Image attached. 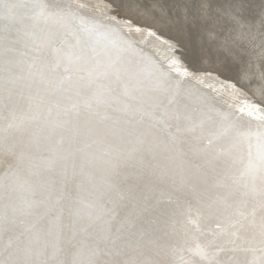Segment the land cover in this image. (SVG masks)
<instances>
[{
	"label": "rangeland",
	"instance_id": "1",
	"mask_svg": "<svg viewBox=\"0 0 264 264\" xmlns=\"http://www.w3.org/2000/svg\"><path fill=\"white\" fill-rule=\"evenodd\" d=\"M0 6H1L0 7V41L3 40L5 42L7 39V41L9 42V45H10V51L7 52L5 49V46H3V45L1 46V44H0V84H1V79H2L1 76L3 75V70H6L5 75H4V80H3L4 83H3V85H0V88H1L0 93L2 92L0 94L2 96V97L0 96V98H1L0 99V105H1L0 106V114H1L0 115V152H1L0 153V170H1L0 171V174H1L0 175V183L1 184L0 185H2L4 183L2 185L3 187L0 186L1 187L0 188V196H1L0 200H1V202L5 203V209L8 208L6 210L8 216L6 215V218L4 217V219L1 218L0 222L4 223V221H5V222H8V223H11L14 225H19L20 223L22 224V222H23L22 225L26 226V227H24L23 233L17 232L18 231L17 229H20V227L16 228L17 231L15 230V232L18 233V235L16 233L11 234L10 229H7L6 232L5 231L0 232V241H1L0 243L2 244L4 242L2 245H7L8 242L10 241V239L12 240L9 242L8 247L5 246L6 250L3 249L2 252H0L1 264H6L7 262H8L7 264H19V263L20 264L21 263H23V264H49L48 261L39 260L40 258H38V257L33 256V257H30V259H29V257L25 256V253L27 252V249H28L27 246L30 243V240L28 238L25 239V237H27L25 235L30 233V229H28V225L31 224V221H32V224L33 223H35V224L40 223L39 224L40 228H42L41 226H43V224H46V226L45 225L43 226L45 228H42L41 230H40V228H38L39 226H37V228H38L37 230H39L40 233L42 231L45 235L49 234L46 237L47 238L50 237L49 238L50 241L54 240L55 243L59 242V243L63 244L64 247L61 245L62 247L60 248L61 250L59 251V256L57 257L59 264H69L68 262H66V261H68L67 258L69 256V253L71 252V250L76 246V244L77 245L78 244L84 245V243H85L86 246L91 245V249H93L92 248L93 244L96 243V241H99L97 239L98 235L96 233L97 227H98V224H97L98 222L93 223L94 221H91L92 224H91V222H88V223H90V225H89L88 223L86 224V222L80 223V222H77L74 220L71 221L70 218H68V216H67V212L70 213L72 211V213H75L76 216L83 217V215L86 212L87 213L90 212L91 209L93 211H95V209H96L95 206H92L93 202L91 203V200L89 198L90 195L87 193H86L87 194L86 195V194L80 192L77 185L73 186L77 182V180L80 178L79 176H81V172L82 173L86 172V166L81 165L80 160L82 159V156H83L82 152H85L86 148L92 144L91 142L81 140V138L79 139V137H81V135H82V138H83V136L86 133H90V132H92L94 135L96 134L95 136L98 140H95L96 143H95V141H94V143L96 144V148L98 150L101 149L102 145L104 144L103 141L107 140L110 137V134H112V133L115 134V144L117 143V139H118L117 134H119V135L122 134L121 136H124L123 137L124 141H126L125 139L128 140V139H132L135 136L141 135L143 138V141H142L143 147L146 146L150 142L149 140H151V139L155 138V139L161 140V138H163L161 141H163L164 143L168 141L167 144L166 143L165 144L167 146H170V148L171 147L173 148V152H176V155L179 156L178 158H179L180 163H182L181 164V172L178 174V176H177V174L172 176V175L167 174L166 171L165 172L162 171V174L160 175L159 172L156 173L155 170L151 169V168H153V164L156 161V159L162 157L160 155V153H158V152L156 153V155L154 154L155 156L148 157V159L146 160L147 163L146 164L144 163L145 166H143V165L140 166L139 164H137L136 162L131 161V160H129V162H126V163L124 161L125 165L123 164V166H121L122 169L119 172H116V174H115V177H117L116 179H117L118 183H119V181L124 183L123 192L125 191L124 192L125 194L123 193V196H122V198H123V203L121 204L122 207H120L121 208L120 211H119L120 208L117 210V212L115 213L116 215L114 214V216L112 217L111 222H110V223H112V224H110V227H109V231H110L109 234L111 235V236L109 235V237L112 238L110 240L111 242L107 241L106 243H99L100 245L99 244L96 245V248H99L98 246L101 247L100 250L98 249L99 250L98 257H100V258H97L98 260L96 259L93 264H99V263L100 264H125L126 261L129 259V257H130V259H132V262H139L146 255L157 256L158 257L157 258L158 259L157 264L158 263L159 264H172L174 262H175V264H213V263L214 264H238L239 261H240L239 264H249V263L250 264H260V263L264 264V256H263L264 255V245H263V243H264V239H263L264 238V236H263L264 235L263 234L264 233L263 232L264 231V209H263L264 208V203H263L264 202V197H263L264 196V193H263V191H264L263 190L264 189V182H263L264 178H262V177H264V171H263L264 170V158H263L264 157V140H263L264 139L263 138L264 133H262V132H264V0H0ZM3 7L8 8V9L4 10V9H2ZM21 7H25V8H23L22 12H23V14H26V15L21 14V12H20ZM19 12H20V15H18ZM69 14H70L71 18L68 17ZM14 17L15 18L17 17L18 19H14ZM55 17H57V18L55 19ZM11 20L15 21L18 24L22 23V26H17L14 24L9 25V22ZM14 26H15V28H14ZM72 27L74 29H72ZM189 27L192 29V31H191V29H189ZM17 29L19 32L18 31L16 32ZM42 29L45 32H43ZM61 30H63V31H61ZM49 37H50V39H49ZM42 41H44L45 43H43ZM186 43H187V45H186ZM189 44L192 45V47ZM131 48L136 49L140 52V53L138 52V56L136 59H134L135 55L130 50ZM13 49H15V53H14L15 58H17L18 55L20 54V59H19L20 62L18 61V65L15 64V65H17V67L13 66V65L10 66V64L8 63L12 59L11 58V56H12L11 51ZM35 50H37L38 53H35ZM111 50H114L112 55H110ZM77 51H79V52H77ZM59 53H61L62 55H60L59 58H57ZM184 53H186V54H184ZM51 54H52V56H51ZM123 54H126V60L130 62V64L132 65V68L135 69L137 72V75H129L130 84H135V86L131 89L133 92H135V91L137 92L138 90H141V89L142 90L143 89L149 90V91H151V90L153 91L155 89H157V90L161 89V87L164 83H161L163 81L160 80L161 79L160 76L164 77V75H167L165 77H168V75H169V77H170V76L174 75L176 77V79L171 78L172 79L171 80L168 77L171 81L174 82L171 85V89H170L169 93H165V95L162 94L160 96V93H161L160 92L156 98L143 100V99L135 98V96L131 95L130 92L129 93L125 92L126 95L127 94H130V95L126 96L124 93V95L121 96V99L124 102L126 101L128 103L129 108L135 110L134 107H136V110H137V112H134V114H132L130 118H127L128 115H126V114H128V111L125 110V109L128 110V107L127 108H120L119 110H117L116 108H113V107H116L115 106L116 103L113 104V101H111V103L109 102L105 106V103H103V102H99V103L96 102L95 104H93V101L91 99H90V101H91L90 102L89 99L86 100L85 98H77V100H76V98H74L75 103H74V99H73L72 102L69 103L71 106L68 105L66 108L68 115H70V117L74 116L71 119L74 120L75 122L78 120H81V119L95 120L96 122L93 123V126H91L90 128L83 127V129L80 127H78V128L72 127L73 129H71V127H70L69 130H71V131L68 130V132H70V133H68L70 135L69 141L67 142L68 145H67V147H65V150H64L66 153L62 150V147L59 146L58 144H56L55 146H52L51 149L48 148L46 150V153L44 151L43 152L41 151L40 153H38L40 155V156L38 155V157H44L45 159L50 160L46 169H44V167H45L44 163L37 160V158L35 159L32 156V154H30L31 155L30 156L27 152H25V154L27 153L26 154L27 156H26L24 154V149L22 147L25 145V140L29 137V135L31 136L33 134H36V133L39 134L40 133L41 127H39V126L41 123L39 124V121H41L42 119H44L46 117V113H45L46 110H44V107H47L49 104L53 105V107H55L57 105L56 103L53 102V100H51L49 98V95H48L51 91V88H52L51 86L56 84L58 79H59L58 81L64 80V81H61V83H59L58 86L59 85L64 86L63 91H67L70 89V86L72 85L71 82H73V81L76 82V81H78V79L82 80V81H87L86 79L89 77L90 73L88 72L89 71L88 69L84 68V66H87L86 64L89 62L91 63V69L94 68L95 70L100 71L99 72L100 74L98 73L99 75L93 76V77L91 76V79H94V77H97L96 79H99V82H100L102 80V78L104 77L103 74L108 73L109 70H111V68H112L111 66L117 60L122 58ZM48 55L51 57H49ZM179 55H182L183 60H182V57ZM33 56H35V57H33ZM191 56H192V58H191ZM28 57H30V58H28ZM52 57H54L56 59V61ZM188 57H189V60H188ZM21 58H23V59L21 60ZM30 59H32V60H30ZM35 59L37 60V64L34 63V61L36 62ZM173 59H175V61H173ZM186 59H187V61H186ZM26 60H28V62H26ZM62 61L63 62L66 61V63H64V65H61V64H63ZM188 61H189V63H188ZM29 62L31 63V65ZM20 63H22V65ZM32 63L35 64V66L32 65ZM72 64H74V68H70L72 66ZM26 65H28V66H26ZM55 65H57V66H55ZM94 66H97V67H94ZM98 66H100V68H98ZM34 67H36V68L33 71ZM50 67H51V69H50ZM180 67H182L183 69H185L187 67L186 71L188 74L187 73H185V74L180 73L178 70H176V68L179 69ZM16 68H17V71L14 74V77L10 82L9 77L12 76V74L15 72L14 70ZM22 68H25V69H22ZM69 68L71 70H69ZM173 68H175V70ZM58 69H60V70H58ZM40 70H42V71H40ZM112 70L116 71V73H118V71H120V70H115V68H112ZM12 71H14V72H12ZM175 71H176L177 76L175 74ZM226 71H227V73H226ZM153 72L155 73V76L153 77V82L150 83V81H148L150 76H148V75L150 73H153ZM173 72H174V74H173ZM32 73H35L36 75L32 74ZM83 73H84V75H82V77H80V75ZM69 74H71V75H69ZM182 74L185 77H183ZM222 75H224V76L222 77ZM54 77H55V81H54ZM76 77H77V79H76ZM182 78H183V80H182ZM232 78H233V80H232ZM29 79H31V80H29ZM43 79H45V80H43ZM70 79L72 81L68 82L67 80L70 81ZM179 79H180V81H179ZM41 80L43 82H41ZM25 82H26V85H25ZM44 82H46V83H44ZM236 82H238V83H236ZM31 83H32V85H31ZM49 83H51V84H49ZM18 84H20L22 86H20ZM236 84H237V86H236ZM239 84H240V86H239ZM12 85H13V87H12ZM175 85H176V88H175ZM9 86L11 89L7 88ZM29 86H31V87H29ZM47 86L48 87L50 86V87L48 88ZM179 86L180 87L184 86V87L179 88ZM17 87H19L20 89ZM33 87L38 88V89H35V88L33 89ZM234 88H236L238 91L235 90ZM175 89H177L179 92ZM20 90H21V92L19 93ZM30 90L31 91L33 90V91L31 92ZM22 91H26L27 93L22 92ZM171 92H172V94H171ZM174 92H175V94H174ZM208 92L212 95L211 97H213L214 101L211 100L212 99L211 97L209 99L203 98V95L207 94ZM214 93H216V94L214 95ZM8 94H11V95H8ZM17 94H20V95H17ZM109 94H111V93H109ZM181 94L183 95V100H185V101H190L192 103L194 100H200L201 99L200 101H202V102H197L196 107L191 109L189 112L188 111L183 112L182 108L180 106H177L175 109L172 110V113H171L170 109H171L172 104L174 103V100L176 102L180 98ZM219 94L220 95L222 94V95L220 96ZM178 95H179V97H178ZM219 96L221 99L219 98ZM223 96H224V98H223ZM7 97H10L11 99L10 98L7 99ZM13 97H14V100H13ZM36 97H38V98L36 99ZM127 97H129V98H127ZM214 97H216V98H214ZM255 97L256 98L258 97V99H256ZM170 98H171V100H170ZM162 99H163V101H162ZM219 99L222 101L218 102ZM8 100H9V102H8ZM12 100H13V102H12ZM20 100H22V101H20ZM44 100H46V102L48 101L49 103L48 102L45 103ZM81 100L84 104L81 103ZM131 100L132 101L136 100V101L134 103V102H131ZM244 100H246V101H244ZM26 101L28 102V104ZM229 101H232L233 103L230 102V104H229ZM248 101L254 102L253 107L246 104V102H248ZM10 102H11V104H10ZM167 102L169 105L167 104ZM212 102H216V103L212 104ZM13 103H15V104H13ZM29 103H31L30 106H29ZM163 103L167 104L168 106L163 104ZM231 103H232V105H234L233 108H232ZM82 104L85 107H83ZM91 104H92V106H91ZM238 104L241 107H238L239 106ZM4 105L6 107H4ZM14 105H16V107ZM88 105L90 107H88ZM130 105H132V106H130ZM159 105L161 108L159 107ZM164 105L166 107H164ZM34 106L37 108V111H36V108ZM93 106H95V107H93ZM111 106H112V108H111ZM228 106L230 109L228 108ZM74 107H75V109H73ZM77 107H79V109ZM242 107H244V108H242ZM22 108H23V110L25 108L26 111L25 110L23 111ZM55 108L61 109L62 107H61V105H59V107L57 105V107H55ZM70 108H72L73 110ZM164 108H165V110H164ZM227 108H228V110H227ZM69 109H70V111H69ZM104 109H105V111H104ZM12 110H13V112H12ZM42 110L44 111V113ZM116 110H117V112H116ZM167 110L168 111L170 110V111L168 112ZM223 110H224V112H222ZM239 110H240V112H239ZM244 110H245V112H244ZM20 111H21V113H20ZM86 111H87V113L89 112L87 114V116H86ZM138 111H140V112H138ZM225 111H226V113H225ZM251 111H253V112H251ZM25 112H27V113H25ZM93 112H94V115H93ZM227 112H228V114H227ZM58 113H60V112H58ZM58 113H55L54 117L50 116V118L58 119V120L64 119V115H61ZM76 113L77 114L81 113V114L77 115ZM113 113H115V114L113 115ZM124 114H125L126 118H125ZM22 115H24V116H22ZM25 115H26V117H25ZM84 115H85V117H84ZM223 115H225L227 117V120H226L227 122L222 121V118H224ZM244 115H245L246 119L248 117L247 120L244 118ZM11 116H12V119H10ZM89 116L91 117V119H89L90 118ZM13 117H15V118H13ZM18 118H19V120H18ZM20 118L22 121L20 120ZM175 118L181 119V121H182L181 126H179V125L174 126L173 121L176 120ZM255 118H258V119L255 120ZM124 119H125V121L122 122V120H124ZM27 121H29L30 123H26ZM132 121H133V123H132ZM170 121H171V123H170ZM213 121H215V122H213ZM219 121H220V123H219ZM17 122H18V124H17ZM35 122H36V124H35ZM139 122L141 124H139ZM216 122L219 123V126H218V123H216ZM119 123L120 124L122 123V124L119 125ZM130 123H132V125ZM213 123H215V124H213ZM11 124H15V125H11ZM161 124H162V126H161ZM6 125L9 128H7ZM25 125H26V127H25ZM122 125L124 128H122ZM154 125H156V126H154ZM3 126H5V127H3ZM19 126L21 127V129ZM224 126H225V128H224ZM175 127H176V129H175ZM10 128H12V129L9 130ZM23 128H24V130H23ZM133 128L134 129L137 128V129L134 130ZM142 128L143 129L145 128V130H143ZM152 128H153V130H152ZM156 128H157V130H155ZM173 128L177 131H175ZM183 128H184V130H182ZM216 128H217V130H216ZM220 128H221V130H220ZM247 128H248V130H247ZM252 128H254V129H252ZM5 129H7V130H5ZM126 129H128V130H126ZM132 129H133V131H130ZM260 129L262 130V132ZM20 130H22L24 132L26 131L25 134H24V132H22ZM74 130H76V131H74ZM80 130H82V131H80ZM137 130H139V131H137ZM18 131H19V133H18ZM83 131H84V133L82 134ZM124 131H126V132H124ZM128 131H130V132H128ZM135 131L138 134H136ZM147 131H148V133H146ZM179 131H180V134H179ZM27 132H28V134H27ZM104 132H106V133H104ZM220 132H222V134H220ZM20 133L21 134L23 133V134L21 135ZM127 133L131 136H129ZM259 133L262 134L261 137H260ZM72 134H73V136H72ZM11 135H12V137H11ZM183 135H185V136H183ZM225 135H227V137L222 142V137L223 136L225 137ZM246 136H247V138H246ZM258 136H259V138H257ZM16 137H18V138H16ZM72 137H74V138H72ZM165 137H166V139H165ZM174 137L176 140L178 139L176 142L174 140ZM248 137H249V139H248ZM10 138H13V139H10ZM146 138H147V140H145ZM170 139H171V143L169 141ZM181 139H182V142H181ZM243 139L246 140L247 142H245ZM70 140L71 141L74 140L76 143H74L73 141L71 142ZM183 140H184V143H183ZM82 141H83V143H82ZM17 142H19V143H17ZM137 142H138V139L135 142H133L134 145L133 144L131 145L132 146L131 149H133L134 147L137 146L136 145ZM249 142H250V144H249ZM20 143H22L23 145L21 144V146H20ZM84 143H86V144H84ZM144 143H145V145H144ZM75 144L77 146H75ZM84 145H86V147ZM118 145H119V143H118ZM175 145H176V149L178 148L179 151H177L175 149ZM178 145H180V146H178ZM246 145L247 146L249 145V146L246 147ZM212 146L215 148L216 151H218V152L215 151V154H214L215 159L213 161L223 162L224 167L226 166L225 169L221 170L220 173H215V170L210 171V169L215 167V166H211L212 164L214 165V162L212 161V159H209V160L205 159V157L207 156V154L209 152L208 150L211 149ZM68 147L72 151L68 150L69 149ZM250 147H252L253 149ZM237 148H238V150H237ZM77 149H79V150H77ZM73 151H74V153H73ZM129 151L130 150H128L126 148H122L120 146L119 147L117 146V148L112 153V155L108 156L107 159L103 160L106 162V164H104L102 166L103 167L105 166V168L107 167V164L111 168H115V167L119 166L120 163L123 162V157H126L129 155V153H128ZM70 152H71V154L72 153L73 154L71 155ZM76 152H78V154ZM79 152H81V153H79ZM219 152H220V155H219ZM221 152L223 153V155H221L222 154ZM198 153L201 156H198ZM65 154H67V155H65ZM244 154H246V155L244 156ZM76 155H78V156H76ZM235 155H237V156L234 157ZM71 156L73 158L75 156L76 157L73 160V158ZM238 156H239V158H238ZM29 157H31L32 160ZM198 157H199V159H198ZM253 157H254V159H253ZM62 158L64 160H66L67 164H69V166H70L69 171L72 170L70 172L71 173L70 177L67 179L66 187L64 186V188H63V186H57L56 182H54V184H53V181H51L49 179L51 175L53 176L56 173H60L61 166H58V164L62 165L61 164ZM220 158H222V159H220ZM33 159H35L36 161ZM21 160L23 161V163H21L22 162ZM232 160H234V161H232ZM243 160H245V161H243ZM262 160H263V163H262ZM92 161H93V158H92ZM254 161H257V162L254 163ZM39 162H40V165H42L41 167L39 165ZM242 162H244V163H242ZM17 163H18V166H17ZM128 163H131V164L129 165ZM227 163H229V164H227ZM134 164H136V165H134ZM207 164H209V166ZM235 164H237V165H235ZM260 164H262V165H260ZM33 165H34V167L31 168V166H33ZM80 166H81V169L79 168ZM127 166H129V167H127ZM184 166L187 168H185ZM37 167H39V168H37ZM72 167H74V168H72ZM240 167H242V168L239 169ZM20 168H21V170H18ZM30 168L31 169L35 168V169L31 170ZM100 168H101V165H100ZM256 168H258V169H256ZM260 168H261V170H260ZM9 169H10V171H12V173L9 171ZM143 169H145V170H143ZM182 169H183V171H182ZM194 169H196L195 171L198 172V174L210 171L211 174L209 177L207 175H203L204 179H206V184L204 186L206 187V185H207V188L204 187L205 190H203L204 188H201V187L200 188L196 187L197 189L194 188L195 186H198V185L194 184L195 183L194 177L196 175H198L197 173H195V171H193ZM198 169L201 171H203V170H208V171L199 172ZM15 170H17V171L15 172ZM45 170L47 172H45ZM138 170H140L142 172V173H140L141 177H137L138 178L137 182L130 181L129 180L130 177L127 174L132 175V177H136L139 175L137 173ZM151 170H153V171H151ZM189 170L190 171L192 170V171L190 172ZM256 170H257V172H256ZM143 171H144V173H143ZM243 171L245 173H248V174L245 175V173ZM6 172L7 173L9 172L8 174H10V173L11 174L8 175ZM72 172H73V174H72ZM186 172H188L190 175ZM253 173H255V174H253ZM5 174H6V176H5ZM46 174H47V176L49 175L48 178H47ZM122 174H126V177H124ZM219 174H222V175H219ZM225 174L227 176H225ZM239 174H240V176H242V175L243 176L240 177V176H238ZM16 175H18V176H16ZM38 175L39 176L44 175V177L42 178V176H41V178H39ZM192 175H194V176H192ZM73 176H75L74 177L75 179L73 178ZM162 176H164V177H162ZM191 176H192V178H190ZM7 177L10 180L15 179V178L16 179L13 181L9 180L10 181L9 182L8 179H6ZM18 177H20L21 179ZM36 177H37V179H36ZM45 177L48 179V181H47V179L42 180V179H45ZM154 177L155 178L157 177V178L155 179ZM239 177H240V179H239ZM258 177H260V181H259ZM70 178L73 180L72 182H71ZM121 178H126L127 181L122 180ZM207 178H210L213 181L209 179L210 182H208ZM231 178H232V180H231ZM253 178H255L256 181L253 180ZM19 179H20V181H19ZM142 179H144V180H142ZM147 179H148V181H147ZM221 179L222 180L224 179V181L222 182ZM235 179L237 181H235ZM1 180L3 182H1ZM16 180H18V181H16ZM22 180H24V181H22ZM173 180H177V181H173ZM178 180H180V181H178ZM138 181L140 184L138 183ZM145 181H147V182L145 183ZM238 181H240V185H239ZM248 181H249V183H248ZM18 182L20 184H21V182H23V184L20 185ZM38 182L43 183V184L38 185ZM69 182H71V184H69ZM121 182L119 183V188L121 187V185H120ZM126 182L132 183L131 185H133V186L129 187V185H130L129 184L126 187L125 186L127 184ZM160 182H162V184ZM164 182H166V183H164ZM173 182H175V183H173ZM187 182H188V185H187ZM245 182H247V183H245ZM13 183H15V184H13ZM27 183H28V185H27ZM177 183H178V185H177ZM207 183H209V184H207ZM168 184H169V186H168ZM183 184H184V186H183ZM229 184H231V186ZM6 185H7V187H6ZM8 185H11L12 187L17 186L16 188L14 187L16 190L14 188L9 189V187H11V186H8ZM23 185H24V187H23ZM25 185L28 189L25 187ZM41 185L43 188L41 187ZM44 185L47 187V189ZM165 185H166L165 188H169V187L173 188V185H175L176 187L174 186V189H172V191H170L169 193H164L162 196L161 195L162 194L161 189L166 190L164 188ZM191 185H192L193 189H191L192 188ZM245 185H248V186L246 187ZM20 186L23 187L24 189L23 188L21 189ZM36 186H37V188H35ZM157 186H158V188H157ZM209 186H211V187H209ZM219 186L221 187V189ZM233 186L234 187L238 186L239 188L236 187V189L235 188L233 189ZM259 186H263V187L259 188ZM29 187H32L35 190L30 188L31 190L29 191ZM72 187H73V189H72ZM148 187L151 189H149ZM189 187H191V188H189ZM5 188H6V190H5ZM59 188H61V189H59ZM65 189H66V192H65ZM186 189H187V192H186ZM20 190H22V191H20ZM32 190H33V192H32ZM53 190L56 192H54ZM63 190H64V193H66V195L63 193ZM133 190H134V193H133ZM179 190H181L186 195L183 194ZM198 190H200V191H198ZM201 190H202V194H201ZM229 190H231V192ZM254 190H256V191H254ZM4 191L5 192L7 191L6 193L8 195ZM35 191H36V193H34ZM49 191H51V192L53 191V194H54L53 197H52V193ZM147 191H148V193H147ZM155 191H156V194L157 193H159V194L156 195ZM175 191H178V193ZM194 191L196 194L195 193L193 194ZM209 191L211 192V194ZM220 191H222V192H220ZM247 191L249 192V194ZM21 192L23 194H21ZM41 192L43 194L44 193H46V194L43 195V194H41ZM143 192H145V193H143ZM171 192H172V194H170ZM180 192H181V194H179ZM224 192H225V195H224ZM228 192H230V193H228ZM237 192H239V193H237ZM260 192L262 194H259ZM2 193L4 195H2ZM50 193H51V195H49ZM55 193H57V194H55ZM146 193L148 194L147 196H145ZM189 193H190L191 197L189 196ZM212 193H213V196H212ZM16 194L20 196L19 199H18V196ZM31 194L37 195V196L39 194V197L37 198V196H32ZM61 194L65 195L66 197L61 196ZM67 194H69V195H67ZM72 194H73V196H72ZM74 194L77 196V198H75ZM174 194H176V195H174ZM198 194L199 195L201 194V196H198ZM150 195H151L150 198H152V195H153V197L157 198V200H160V205H161L160 207H158V211L156 209H154L156 211L153 210V211H151V213L149 211H147V209L143 208V202ZM165 195H167L168 198H167V196L165 197ZM171 195H174V197ZM178 195H180V196H178ZM181 195H182V197H181ZM195 195H197V197H195ZM226 195H228V196H226ZM24 196L26 198L28 197L27 198L28 200L29 199L32 200L33 204H32V201H30V200L28 201L26 198H24ZM30 196H32V197H30ZM126 196L128 197V199L124 200L125 198H127ZM183 196H185V197H183ZM236 196H238V197H236ZM42 197H44V198H42ZM56 197L59 199L61 198L60 201L55 199ZM71 197H73V198H71ZM161 197H162V199H161ZM205 197H206V199H207V197L208 198L211 197V198H210V200L207 199L208 200L207 201L205 199ZM214 197H215V199H214ZM216 197H218V198H216ZM4 198L5 199L10 198V200L5 201ZM34 198H35V200H37V202L40 201V202H38L39 204L37 203V206L35 205L36 201L34 200ZM39 198H40V200H39ZM47 198H49V200H47ZM81 198H82V200H81ZM85 198H86V202H85ZM197 198H199V201L197 200ZM201 198H203L204 200ZM11 199H13V200H11ZM25 199H26V201H28V203L26 201H24ZM45 199L47 201H44ZM50 199H51V201H50ZM171 199H173V200H171ZM213 199H214V202H213ZM236 199H237V202H235ZM2 200H4L5 202ZM14 200H15V203L17 202L19 205L17 203H16V205L13 204ZM19 200H20V202H19ZM88 200L90 202H88ZM177 200H179V201H177ZM11 201H12V203H11ZM48 201H49V203H48ZM53 201H58V203L53 202ZM188 201L191 204L188 203ZM201 201L202 202L206 201V202L201 203ZM216 201H218V202H216ZM230 201H231V203H230ZM254 201L256 203H254ZM24 202H25V204H24ZM67 202L69 204H71L72 206L74 205V207L67 204ZM72 202H73V204H72ZM81 202H82V204H81ZM132 202H134V203H132ZM172 202H173V204H172ZM196 202H197V204H196ZM221 202H222V204L223 203L224 204L222 205ZM30 203L32 205H34L33 209L30 208L31 207ZM46 203L50 204V206ZM174 203L177 204L178 206L175 205ZM215 203H217L219 205L217 206V204H215ZM226 203H228V207H230L229 209H231V210H229L228 207H226L227 206ZM87 204H88V206H87ZM127 204H128V206H127ZM133 204H136L137 206L133 205ZM252 204H254V205H252ZM6 205H8L10 207L13 206V207L10 208ZM39 205H41V206H39ZM46 205L49 208L46 207ZM51 205H52V207H51ZM64 205H65V207H64ZM89 205H91L92 208H91V206L89 208ZM188 205H190L191 207ZM198 205H200V206H198ZM214 205H216L217 207H215ZM224 205H226L225 206L226 208L223 207ZM18 206L19 207L22 206L23 209L26 208L24 211H27V213L29 212L28 214L32 215V216H29L26 212L23 211V209L21 210V208H19ZM173 206H174V208H173ZM233 206H235V207L233 208ZM259 206H261L262 210L260 209ZM76 207H78V208H76ZM187 207H188V209L190 207L189 211H187L188 210ZM250 207H251V210H250ZM38 208H39V210H38ZM51 208L53 211L51 210ZM64 208L65 209L67 208V209L65 210ZM69 208H72V210L69 211ZM79 208H80V210H79ZM135 208H138V209L141 208L139 210V213L136 212V214L138 213L137 216L140 215L138 219H140V221L145 222L146 225H150V226L155 225L156 221L158 222V220L162 214L165 216V214H169L170 211H173L174 215L173 216L170 215L169 217L165 218V223L163 224V229L161 230V232L159 231V235H156L157 237L152 236L153 238H148L146 240V243L143 242L142 244L134 246L135 250H134V247H132L130 249H126L125 250L126 252L124 250H122V251H118V253L117 252L109 253V249H110V247H112V245L110 246V244H113L114 242H118L119 240H121V238L122 239L124 238V234H120V231L124 230V229L122 227L119 229V224H120L119 222L125 216V214H123V212L127 213L128 210H130V209L134 210ZM165 208H166V210H165ZM171 208H173V210ZM197 208H198V210H196ZM202 208H203V210H201V212H200V209H202ZM212 208H214L215 211ZM236 208L238 209V211ZM9 209L12 211H10ZM34 209H37V210H34ZM217 209H218V211H217ZM232 209L235 211H233ZM47 210L50 212H48ZM75 210H76V212H75ZM77 210H79V211L77 212ZM85 210H90V211L85 212ZM135 210H134V212H135ZM222 210L225 212H223ZM227 210L231 214L227 213L228 212ZM244 210H247V211H244ZM257 210H258V212H257ZM19 211L20 212L22 211L23 213L22 214L20 213V215H19ZM33 211H36V214ZM44 211H47V212H44ZM56 211L59 214H56L57 213ZM59 211L60 212L63 211L64 216ZM64 211H65V213H64ZM93 211H91V212H93ZM253 211H254V213H253ZM12 212L14 214H12ZM17 212H18V214H17ZM31 212H33V214ZM152 212L154 214H152ZM236 212H238V213L235 214ZM259 212H260V214H259ZM25 213L28 215V217H26L27 216L26 215L25 216L26 218L25 217L22 218V216H24ZM175 213H177V214L175 215ZM190 213H191V215H189ZM200 213H201V216L203 215L202 219H200L201 218ZM207 213H209V214H207ZM248 213H249V215H248ZM119 214H120V216H118ZM238 214H240V215L238 216ZM11 215L12 216L14 215L16 217H14V216L10 217ZM34 215L36 216V218H33ZM42 215L45 218H43ZM54 215H58V216H54ZM226 215L229 217H227ZM241 215L243 216V218ZM217 216H220V217H217ZM38 217L42 218V220L39 219ZM79 217H78V219H79ZM157 217H158V219H157ZM221 217H223V219ZM232 217H234V218H232ZM238 217H240V219ZM9 218H11V219L15 218L14 219L15 222L12 223L13 220H11ZM27 218H28V220H27ZM37 218L39 219V221ZM53 218H55V220H53ZM217 218H218V220H216ZM235 218H236V220H234ZM254 218H258L259 220L254 219ZM5 219H7V220H5ZM8 219L11 222H9ZM17 219H19V220L23 219L25 221L20 220V222H17L16 221ZM29 219H31V220H29ZM48 219H49L50 223L48 222ZM67 219H69V220H67ZM114 219H115V221H113ZM147 219L149 221H147ZM152 219H153V221H152ZM166 219H167V221H166ZM206 219H207V224H206ZM59 220H61V221H59ZM211 220H213L214 223L213 222L211 223L210 222ZM57 221L61 222V223H57ZM24 222H25V224H24ZM54 222H55V224H54ZM169 222L170 223L174 222V223L172 225V223L170 224ZM198 222H200V223H198ZM56 223H57V225H56ZM74 223L76 225H74ZM203 223L205 225H203ZM219 223H221V224H219ZM82 224H85L86 227L88 226V228L83 229V227L85 225L81 226ZM94 224H96L95 227H94ZM167 224H168V226H167ZM188 224H191V225H188ZM22 225H20V226H22ZM60 225L64 226L63 227L64 229ZM91 225H93V226H91ZM49 226H50V228H48ZM59 226L61 227V229ZM207 226L211 227V228H207ZM218 226H220V227H218ZM256 226L257 227L260 226V229L262 230L263 233ZM53 227H54V229H53ZM185 227H187V228H185ZM202 227H204V228H202ZM216 227L219 229L216 230ZM232 227H233V229H231ZM46 228L48 229V232H47ZM51 228L53 230H51ZM91 228H93V230ZM179 228H181L183 231L180 230ZM194 228L197 229V231ZM66 229H68V230H66ZM222 229H224V230H222ZM234 229H235V231H234ZM250 229H252V230H250ZM75 230H76V232H78V230H81V231H79V233H76ZM83 230L90 231V232H88V234H87V232L83 231ZM169 230H171V231H169ZM194 230H195V232H194ZM201 230H203V231H201ZM63 231H65V232H63ZM67 231H71V232H67ZM118 231H119V233H118ZM190 231H191V233H190ZM242 231H243V233H242ZM49 232H51L52 234ZM215 232H216V234H215ZM219 232L220 233L222 232L221 233L222 235H220ZM247 232H249V233H247ZM1 233H3V234H1ZM55 233H58V234H55ZM62 233H64V234H62ZM65 233H67V234H65ZM184 233H185V235H184ZM200 233H202L203 235H201ZM252 233H254V234H252ZM53 234L56 235L55 238H53L54 236H51ZM59 234H60V236H59ZM119 234L121 236H119ZM169 234H171V235H169ZM234 234H235V236H234ZM248 234H250V236ZM61 235H62V237H61ZM67 235H69V236H67ZM183 235H184V239H183ZM252 235H254V236H252ZM9 236H10V238H9ZM31 236H34V235H31ZM79 236H81V238ZM144 236H146V235H144ZM15 237L17 239H15ZM68 237H71V238H69V240H67ZM171 237H172V239H171ZM257 237L259 238V240ZM21 238L23 240H21ZM56 238L58 239V241ZM92 238H94L93 241H91ZM13 239H15V240H13ZM78 239H81V240H78ZM115 239L116 240L118 239V240L116 241ZM149 239H151V240H149ZM72 240H74V241H72ZM54 241L53 242L51 241V243L54 244ZM90 241H91V244H90ZM149 242H151V243H149ZM158 242H159V244H158ZM165 242H166V244H165ZM179 242H181V243H179ZM196 242L198 244L199 243H201V244L198 246ZM242 242H244V243H242ZM261 242H262V244H261ZM147 243H149V244H147ZM169 243H171V244H169ZM188 243H191V244L188 245ZM202 243H203V245H202ZM69 244L71 245L72 248L70 247ZM102 244L103 245L105 244V245L103 246ZM172 244H174V245H172ZM225 244H226V246H225ZM242 244H243V246H240ZM16 245L19 248L16 247ZM146 245H147V248H146ZM244 245H246L247 248ZM150 246H152V247H150ZM251 246H253V247H251ZM9 247L10 248L13 247L14 249L12 248V250H11ZM107 247H109V248H107ZM113 247H115V246H113ZM116 247H117V243H116ZM142 247H145V248H142ZM186 247H187V249H186ZM219 247H220V249H218ZM196 248L198 251L196 250ZM212 248H213V250H211ZM256 248H260V249H256ZM65 249L68 251H66ZM101 249H104V250H102V252L100 254ZM222 249H223V251H222ZM226 249L228 250V252ZM238 249H240V251ZM261 249H263V250H261ZM7 250H9L10 252H8ZM15 250H16V252H15ZM147 250H149L151 252H149ZM182 250H184V251H182ZM186 250H188V251H186ZM254 250H255V252H254ZM258 250H260V251H258ZM7 252L11 253V254H13L15 252L14 255H12V257L17 258L16 260L17 261L20 260L21 262H19V261L17 262L13 258H12V260H11V258H8V257H11V254H8ZM260 252L261 253L263 252V253L261 254ZM163 253L165 255H162ZM237 253L239 255H237ZM255 253L258 256H256ZM5 254H6L7 258L4 257ZM166 254H167V256H166ZM174 254H175V256H174ZM226 254L228 256H226ZM26 255H27V253H26ZM125 255H126V257H125ZM251 255H253V256H251ZM63 256H64V259H63ZM108 256H109V258H108ZM114 256H116L118 259L116 257L114 258ZM163 256L166 258H164ZM24 257H26V259H28V260L24 259ZM101 257H103V258H101ZM170 257H172L173 259ZM239 257L243 258V259H240ZM167 258H169V259H167ZM257 258L259 259V261ZM33 259H35V260H33ZM112 259H114V260H112ZM2 260H4V261H2ZM23 260H25V261L23 262ZM115 260L116 261L118 260V261L116 262ZM246 260H248V261H246ZM5 261H7V262H5ZM9 261L12 263H10ZM13 261H15V263H13ZM103 262H105V263H103Z\"/></svg>",
	"mask_w": 264,
	"mask_h": 264
},
{
	"label": "bare ground",
	"instance_id": "2",
	"mask_svg": "<svg viewBox=\"0 0 264 264\" xmlns=\"http://www.w3.org/2000/svg\"><path fill=\"white\" fill-rule=\"evenodd\" d=\"M23 8H25V7H21L20 8V12H21V14H23ZM167 11V10H166ZM20 12H19V14L18 15H20ZM261 14V13H260ZM23 15H26V14H23ZM68 17H70L71 18V16H70V14H69V16ZM57 17H55V19H56ZM14 19H18L17 17L15 18L14 17ZM67 19V18H66ZM72 20V19H71ZM68 21V20H67ZM70 21V20H69ZM54 22V21H53ZM15 21H10L9 22V25L11 24V25H15ZM67 23V22H66ZM69 23V22H68ZM54 25V24H53ZM62 25V24H61ZM44 26V25H43ZM64 26V25H63ZM55 27V26H54ZM60 27V26H59ZM68 27V26H67ZM14 28H15V26H14ZM72 29H74L73 27H72ZM189 29H191L190 27H189ZM50 30V29H49ZM54 30V29H53ZM58 30V29H57ZM67 30V29H66ZM186 30V29H185ZM18 31V29L16 30V32ZM42 31H43V29H42ZM61 31H63V30H61ZM191 31H192V29H191ZM19 32V31H18ZM43 32H45V31H43ZM48 32V31H47ZM53 32V31H52ZM189 32V31H188ZM50 33V32H49ZM48 33V34H49ZM191 34V33H190ZM189 34V35H190ZM50 36V35H49ZM44 37V36H43ZM192 37V36H191ZM2 38V37H1ZM45 38V37H44ZM49 39H50V37H49ZM190 41V40H189ZM43 43H45L44 41H42ZM191 43V42H190ZM0 44H1V46L3 45V46H5V49H6V51L8 52V51H10V45H9V42L7 41V39H6V41L4 42L3 40H1L0 41ZM136 44V43H135ZM39 45V44H38ZM186 45H187V43H186ZM190 45V44H189ZM14 46V45H13ZM41 46V45H40ZM191 47H192V45H190ZM189 46V47H190ZM38 47V46H37ZM61 47V46H60ZM78 50V49H77ZM133 53H134V55H135V58L134 59H136L137 58V56H138V50H136V49H130ZM135 50V51H134ZM37 50H35V53H38V51L36 52ZM41 52V51H40ZM54 52V51H53ZM77 52H79V51H77ZM114 52V50H111V52H110V55H112V53ZM11 53H12V56H11V60H10V62H8L9 64H10V66H16L17 67V65H18V61H19V59H20V54L18 55V57L17 58H15L14 57V53H15V49H13L12 51H11ZM56 53V52H55ZM140 53V52H139ZM25 54V53H24ZM30 54V53H29ZM28 54V55H29ZM53 54V53H52ZM52 54H51V56H52ZM184 54H186V53H184ZM60 55H62L61 53H59V55H58V57L57 58H59V56ZM128 55V54H127ZM25 56V55H24ZM49 56V55H48ZM51 56H49V57H51ZM179 56H181L182 57V55H179ZM190 56V55H189ZM209 56V55H208ZM33 57H35V56H33ZM55 57V56H54ZM54 57H52V58H54ZM28 58H30V57H28ZM191 58H192V56H191ZM23 58H21V60H22ZM42 59V58H41ZM55 59V58H54ZM62 59V58H61ZM208 59V58H207ZM30 60H32V59H30ZM36 60V59H35ZM44 60V59H43ZM51 60V59H50ZM177 60V59H176ZM182 60H183V57H182ZM185 60V59H184ZM188 60H189V57H188ZM194 60V59H193ZM209 60V59H208ZM8 61V60H7ZM14 61V62H13ZM55 61H56V59H55ZM61 61V60H60ZM173 61H175V59H173ZM186 61H187V59H186ZM192 61V60H191ZM20 62V61H19ZM26 62H28V60H26ZM45 62V61H44ZM63 62V61H62ZM61 62V63H62ZM23 63V62H22ZM22 63H20L21 65H22ZM30 63V62H29ZM34 63L35 64H37V60H36V62L34 61ZM43 63V62H42ZM60 63V64H61ZM64 63H66V61L65 62H63V64H61V65H64ZM78 63V62H77ZM132 63V62H131ZM186 63V62H185ZM188 63H189V61H188ZM194 63V62H193ZM192 63V64H193ZM15 64H17V65H15ZM24 64V63H23ZM35 64H33L32 63V65H34L35 66ZM39 64V63H38ZM59 64V63H58ZM184 64V63H183ZM20 65V66H21ZM30 65H31V63H30ZM29 65V66H30ZM77 65V64H76ZM87 66H84V68L85 69H88L89 71V77L86 79L87 81H82V80H79L78 79V81H76V82H71L72 80L70 79V81L69 80H67L68 82H71V86H70V89L69 90H67V91H63L64 90V86H61V85H59L58 86V84L59 83H61V81H64V80H60V81H58L57 79V82H56V84H54L53 86H51L52 88H51V91H50V93L48 94L49 95V98L51 99V100H53V102L54 103H56L57 105H58V107H59V105H61V109L59 108H55V107H57V105L55 106V107H53V105H48L47 107H44V110H46L45 111V113H46V117L44 118V119H42L41 121H39V124H40V126L39 127H41V131H40V133L38 134V133H36V134H33V135H29V137L25 140V145L22 147L23 149H24V154H25V152H27L29 155L30 154H32V156L36 159L37 158V160H39L40 162H42V163H44V169H46V167H47V165L49 164V162H50V160L49 159H45L44 157H38V153H40L41 151L43 152H45L46 153V150L49 148V149H51L52 148V146H55L56 144H58L59 146H61L62 147V150L64 151L65 150V147H67V142L69 141V137H70V135L68 134V133H70V132H68V130L70 129V127H71V129H73L72 127H80V128H82L83 129V127H86V128H90L91 126H93V123H95L96 121L95 120H85V119H81V120H78V121H74V120H72L71 118H73V117H70V115H68V113H67V106L68 105H70L69 103L70 102H72V100L74 99V98H76V100H77V98H85L86 100L87 99H89V101H90V99L93 101V104H95L96 102H103V103H105V106L110 102L111 103V101H113V104L114 103H116V107H113V108H116L117 110H119L120 108H127L128 107V103L125 101H123L122 99H121V96H123L124 95V93L125 92H130V94L131 95H133V96H135V98H139V99H153V98H156L158 95H159V93H160V96L162 95V94H164L165 95V93H169V91H170V89H171V85H172V83H174L173 81H171L172 79L171 78H175L176 79V77L173 75L174 74V72H173V76H170L169 77V75H168V77L171 79H169L168 77H165V76H167V75H164V77L163 76H160L161 77V79L160 80H162L163 82H161V83H164L163 85H162V87H161V89H155V90H151V91H149V90H138L137 92L135 91V92H133L131 89L135 86V84H130V78H129V75H137V72H136V70L135 69H133L132 68V65L130 64V62L129 61H127L126 60V54H123V56H122V58H120L119 60H117L111 67L112 68H115V70H120V71H118V73H116V71H114V70H112V68H111V70H109V72L108 73H104L103 75H104V77L102 78V80L99 82V79H96L97 77H94V79H91V76L93 77V76H97V75H99L100 73V71L99 70H95L94 68H92L91 69V63L89 62V63H87L86 64ZM189 65V64H188ZM26 66H28V65H26ZM39 66V65H38ZM55 66H57V65H55ZM185 66V65H184ZM187 66V65H186ZM192 66V65H191ZM22 67V66H21ZM24 67V66H23ZM62 67V66H61ZM94 67H97V66H94ZM36 67H34L33 68V71H34V69H35ZM38 68V67H37ZM43 68V67H42ZM53 68V67H52ZM70 68H74V64H72V66L70 67ZM69 68V70H71ZM82 68V67H81ZM98 68H100V66H98ZM187 68V67H186ZM186 68L185 69H183L182 67H180L179 69H177L176 68V70H178L180 73H187V71H186ZM22 69H25V68H22ZM31 69V68H30ZM50 69H51V67H50ZM174 70H175V68H173ZM53 70V69H52ZM58 70H60V69H58ZM57 70V71H58ZM5 71L6 70H3V75L1 76L2 77V79H1V84L0 85H3V80H4V75H5ZM15 71V72H14ZM14 71H12V72H14L13 74H12V76H10L9 77V80H10V82H11V80L13 79V77H14V74L16 73V71H17V68L14 70ZM28 71V70H27ZM36 71V70H35ZM39 71V70H38ZM40 71H42V70H40ZM75 71V70H74ZM2 72V71H1ZM11 72V73H12ZM59 72V71H58ZM72 72V71H71ZM70 72V73H71ZM76 72V71H75ZM28 73V72H27ZM26 73V74H27ZM69 73V72H68ZM80 73V72H79ZM82 73V72H81ZM99 73V74H98ZM226 73H227V71H226ZM32 74H35V73H32ZM38 74V73H37ZM76 74V73H75ZM167 74V73H166ZM175 74H176V71H175ZM188 74V73H187ZM186 74V75H187ZM24 75V74H23ZM36 75V74H35ZM42 75V74H41ZM44 75V74H43ZM56 75V74H55ZM69 75H71V74H69ZM79 75V74H78ZM82 75H84V73L83 74H81L80 75V77H82ZM179 75V74H178ZM227 75V74H226ZM229 75V74H228ZM39 76V75H38ZM45 76V75H44ZM148 76H150V78L148 79V81H150V83H152L153 82V77L155 76V73L153 72V73H150ZM176 76H177V74H176ZM182 76H183V74H182ZM224 75H222V77H223ZM233 76V75H232ZM231 76V77H232ZM50 77V76H49ZM48 77V78H49ZM58 77V76H57ZM183 77H185V76H183ZM20 78V77H19ZM22 78V77H21ZM24 78V77H23ZM26 78V77H25ZM30 78V77H29ZM41 78V77H40ZM39 78V79H40ZM46 78V77H45ZM51 78V77H50ZM71 78V77H70ZM138 78V77H137ZM187 78V77H186ZM38 79V78H37ZM75 79V78H74ZM76 79H77V77H76ZM81 79V78H80ZM238 79V78H237ZM243 79V78H242ZM25 80V79H24ZM29 80H31V79H29ZM43 80H45V79H43ZM66 80V79H65ZM178 80V79H177ZM182 80H183V78H182ZM232 80H233V78H232ZM241 80V79H240ZM51 81V80H50ZM54 81H55V77H54ZM179 81H180V79H179ZM9 82V83H10ZM30 82V81H29ZM39 82V81H38ZM41 82H43L42 80H41ZM230 82V81H229ZM33 83V82H32ZM32 83H31V85H32ZM44 83H46V82H44ZM53 83V82H52ZM178 83V82H177ZM183 83V82H182ZM236 83H238V82H236ZM37 84V83H36ZM39 84V83H38ZM49 84H51V83H49ZM17 85V84H16ZM18 85H20V84H18ZM25 85H26V82H25ZM34 85V84H33ZM41 85V84H40ZM44 85V84H43ZM48 85V84H47ZM15 86V85H14ZM20 86H22V85H20ZM236 86H237V84H236ZM239 86H240V84H239ZM252 86V85H251ZM12 87H13V85H12ZM28 87V86H27ZM26 87V88H27ZM29 87H31V86H29ZM39 87V86H38ZM48 87V86H47ZM50 87V86H49ZM48 87V88H49ZM178 87V86H177ZM182 87V86H181ZM180 86H179V88H181ZM184 87V86H183ZM182 87V88H183ZM255 87V86H254ZM4 88V87H3ZM7 88H10V86L9 87H7ZM6 88V89H7ZM17 88H19V87H17ZM35 87H33V89H34ZM46 88V87H45ZM173 88V87H172ZM175 88H176V85H175ZM241 88V87H240ZM1 89V88H0ZM11 89V88H10ZM20 89V88H19ZM24 89V88H23ZM35 89H38V88H35ZM43 89V88H42ZM235 90H237L236 88H234ZM14 90V89H13ZM12 90V91H13ZM17 90V89H16ZM28 90V89H27ZM50 90V89H49ZM175 90H177V89H175ZM184 90V89H183ZM31 91V90H30ZM33 91V90H32ZM31 91V92H32ZM38 91V90H37ZM178 91V90H177ZM217 91V90H216ZM238 91V90H237ZM15 92V91H14ZM21 92V90L19 91V93ZM22 92H26V91H22ZM179 92V91H178ZM220 92V91H219ZM223 92V91H222ZM251 92V91H250ZM2 93V92H1ZM0 93V94H1ZM27 93V92H26ZM30 93V92H29ZM34 93V92H33ZM46 93V92H45ZM48 93V92H47ZM109 93H111V94H109ZM15 94V93H14ZM35 94V93H34ZM42 94V93H41ZM130 94H127L128 96L130 95ZM171 94H172V92H171ZM174 94H175V92H174ZM173 94V95H174ZM178 94V93H177ZM176 94V95H177ZM213 94V93H212ZM216 93H214V95H215ZM246 94V93H245ZM8 95H11V94H8ZM17 95H20V94H17ZM16 95V96H17ZM23 95V94H22ZM27 95V94H26ZM46 95V94H45ZM125 95H126V93H125ZM126 95V96H127ZM167 95V94H166ZM180 95V94H179ZM179 95H178V97H179ZM213 95V96H214ZM220 95V94H219ZM222 95V94H221ZM220 95V96H221ZM258 95V94H257ZM1 96V95H0ZM4 96V95H3ZM13 96V95H12ZM15 96V95H14ZM33 96V95H32ZM38 96V95H37ZM47 96V95H46ZM145 96V97H144ZM168 96V95H167ZM212 95L208 92L207 94H204L203 95V98L204 99H209L210 97H211ZM220 96H219V98H220ZM247 96V95H246ZM2 97V96H1ZM43 97V96H42ZM125 97V96H124ZM169 97V96H168ZM167 97V98H168ZM175 97V96H174ZM177 97V98H178ZM245 97V96H244ZM4 98V97H3ZM8 98H10V97H7V99ZM27 98V97H26ZM38 97H36V99H37ZM48 98V97H47ZM126 98V97H125ZM127 98H129V97H127ZM172 98V97H171ZM171 98H170V100H171ZM212 99L211 100H213V97H211ZM214 98H216V97H214ZM223 98H224V96H223ZM256 98V97H255ZM1 99V98H0ZM5 99V98H4ZM11 99V98H10ZM19 99V98H18ZM32 99V98H31ZM35 99V100H36ZM164 99V98H163ZM163 99H162V101H163ZM221 99V98H220ZM218 100V102L220 101H222V100ZM249 99V98H248ZM247 99V100H248ZM256 99H258V97L256 98ZM255 99V100H256ZM13 100H14V97H13ZM13 100H12V102H13ZM26 100V99H25ZM30 100V99H29ZM34 100V99H33ZM42 100V99H41ZM47 100V99H46ZM46 100H44L45 101V103H47L46 102ZM83 100V99H82ZM82 100H81V103H83L82 102ZM121 100V101H120ZM177 100V99H176ZM193 100V99H192ZM201 100V99H200ZM200 100H194L192 103L190 102V101H185V100H183V95L181 94V96H180V98L175 102V100H174V103L172 104V106H171V113H172V110L173 109H175L177 106H180L181 108H182V111L183 112H186V111H190L191 109H193V108H195L196 107V103L197 102H202V101H200ZM216 100V99H215ZM242 100V99H241ZM251 100V99H250ZM3 101V100H2ZM20 101H22V100H20ZM37 101V100H36ZM136 101V100H135ZM135 101H132L131 100V102H134L135 103ZM142 101V100H141ZM169 101V100H168ZM214 101V100H213ZM244 101H246V100H244ZM8 102H9V100H8ZM7 102V103H8ZM24 102V101H23ZM27 102V101H26ZM31 102V101H30ZM77 102V101H76ZM91 102V101H90ZM160 102V101H159ZM166 102V101H165ZM173 102V101H172ZM171 102V103H172ZM230 102H232V101H229V104H230ZM3 103V102H2ZM18 103V102H17ZM49 103V102H48ZM74 103H75V99H74ZM80 103V102H79ZM80 103V104H81ZM130 103V102H129ZM133 103V104H134ZM170 103V104H171ZM215 104L216 102H212V104ZM233 103V102H232ZM232 103H231V105H232ZM10 104H11V102H10ZM13 104H15V103H13ZM12 104V105H13ZM19 104V103H18ZM27 104H28V102H27ZM26 104V105H27ZM35 104V103H34ZM84 104V103H83ZM83 104H82V106H83ZM87 104V103H86ZM163 104H165V103H163ZM162 104V105H163ZM167 104H168V102H167ZM167 104H165V105H167ZM246 104L247 105H250V106H252L253 107V105H254V102H246ZM6 105V104H5ZM4 105V107H6ZM25 105V106H26ZM31 105V103H29V106ZM55 105V104H54ZM161 105V104H160ZM160 105H159V107H160ZM164 105V107H166ZM169 105V104H168ZM167 105V106H168ZM239 105V104H238ZM1 106V105H0ZM10 106V105H9ZM15 107H16V105H14ZM46 106V105H45ZM71 106V105H70ZM75 106V105H74ZM77 106V105H76ZM80 106V105H79ZM81 106V107H82ZM91 106H92V104H91ZM110 106V105H109ZM130 106H132V105H130ZM233 106L234 105H232V108H233ZM244 106V105H243ZM27 107V106H26ZM35 107V106H34ZM43 107V106H42ZM83 107H85V106H83ZM88 107H90L89 105H88ZM87 107V108H88ZM93 107H95V106H93ZM134 107V106H133ZM138 107V106H137ZM238 107H241L240 105L238 106ZM245 107V106H244ZM244 107H242V108H244ZM247 107V106H246ZM249 107V106H248ZM32 108V107H31ZM36 108V107H35ZM41 108V107H40ZM78 109H79V107H77ZM105 108V107H104ZM111 108H112V106H111ZM135 108V110H133V109H131V108H129L128 107V110L127 109H125L126 111H128V114H126V115H128L127 116V118H130L131 117V115L132 114H134V112H137V110H136V107H134ZM161 108V107H160ZM170 108V107H169ZM228 108H229V106H228ZM228 108H227V110H228ZM250 108V107H249ZM29 109V108H28ZM70 109H72V108H70ZM70 109H69V111H70ZM73 109H75V107L73 108ZM72 109V110H73ZM81 109V108H80ZM93 109V108H92ZM230 109V108H229ZM239 109V108H238ZM247 109V108H246ZM5 110V109H4ZM15 110V109H14ZM21 110V109H20ZM22 110H23V108H22ZM24 110L26 111V109L24 108ZM23 110V111H24ZM30 110V109H29ZM32 110V109H31ZM40 110V109H39ZM84 110V109H83ZM114 110V109H113ZM117 110H116V112H117ZM164 110H165V108H164ZM251 110V109H250ZM3 111V110H2ZM8 111V110H7ZM10 111V110H9ZM16 111V110H15ZM34 111V110H33ZM36 111H37V108H36ZM43 111V110H42ZM85 111V110H84ZM88 111V110H87ZM87 111H86V116H87V114L89 113H87ZM92 111V110H91ZM104 111H105V109H104ZM115 111V110H114ZM149 111V110H148ZM168 111V110H167ZM168 111V112H169ZM209 111V110H208ZM249 111V110H248ZM12 112H13V110H12ZM58 112H60V113H58ZM112 112V111H111ZM138 112H140V111H138ZM145 112V111H144ZM147 112V111H146ZM160 112V111H159ZM164 112V111H163ZM222 112H224V110L222 111ZM229 112V111H228ZM228 112H227V114H228ZM239 112H240V110H239ZM244 112H245V110H244ZM251 112H253V111H251ZM5 113V112H4ZM20 113H21V111H20ZM25 113H27V112H25ZM29 113V112H28ZM38 113V112H37ZM43 113H44V111H43ZM55 113H58V114H61V115H64V119H52V118H50V116H52V117H54V114ZM66 113V114H65ZM74 113V112H73ZM84 113V112H83ZM125 113V112H124ZM127 113V112H126ZM225 113H226V111H225ZM8 114V113H7ZM11 114V113H10ZM19 114V113H18ZM36 114V113H35ZM75 114V113H74ZM77 114V113H76ZM79 115L81 114V113H78ZM77 114V115H78ZM115 113H113V115H114ZM117 114V113H116ZM121 114V113H120ZM119 114V115H120ZM246 114V113H245ZM252 114V113H251ZM1 115V114H0ZM14 115V114H13ZM12 115V116H13ZM21 115V114H20ZM31 115V114H30ZM37 115V114H36ZM43 115V114H42ZM73 115V114H72ZM93 115H94V112H93ZM92 115V116H93ZM170 115V114H169ZM255 115V114H254ZM4 116V115H3ZM6 116V115H5ZM12 116H11V118L10 119H12ZM22 116H24V115H22ZM40 116V115H39ZM97 116V115H96ZM124 116H125V114H124ZM249 116V115H248ZM19 117V116H18ZM25 117H26V115H25ZM29 117V116H28ZM80 117V116H79ZM78 117V118H79ZM84 117H85V115H84ZM90 117V116H89ZM88 117V118H89ZM223 117L224 118H222V121H226L227 120V117L225 116V115H223ZM13 118H15V117H13ZM22 118V117H21ZM21 118H20V120H21ZM33 118V117H32ZM81 118V117H80ZM83 118V117H82ZM121 118V117H120ZM125 118H126V116H125ZM140 118V117H139ZM244 118L246 119V117H245V115H244ZM3 119V118H2ZM31 119V118H30ZM29 119V120H30ZM87 119V118H86ZM89 119H91V117L89 118ZM97 119V118H96ZM138 119V118H137ZM144 119V118H143ZM146 119V118H145ZM149 119V118H148ZM176 120H174L173 121V124H174V126H176V125H179V126H181V119H178V118H175ZM231 119V118H230ZM244 119V120H245ZM247 119H248V117H247ZM246 119V120H247ZM256 119H258V118H255V120ZM261 119V118H260ZM18 120H19V118H18ZM72 120V121H71ZM77 120V119H76ZM127 120V119H126ZM251 120V119H250ZM9 121V120H8ZM22 121V120H21ZM94 121V122H93ZM125 121V119L124 120H122V122H124ZM141 121V120H140ZM249 121V120H248ZM3 122V121H2ZM12 122V121H11ZM20 122V121H19ZM34 122V121H33ZM37 122V121H36ZM36 122H35V124H36ZM135 122V121H134ZM137 122V121H136ZM145 122V121H144ZM143 122V123H144ZM213 122H215V121H213ZM227 122V121H226ZM4 123V122H3ZM23 123V122H22ZM26 123H30L29 121H27ZM132 123H133V121H132ZM132 123H130L131 125H132ZM146 123V122H145ZM168 123V122H167ZM170 123H171V121H170ZM216 123H218V122H216ZM219 123H220V121H219ZM219 123H218V126H219ZM260 123V122H259ZM17 124H18V122H17ZM122 124V123H121ZM120 123H119V125H121ZM129 124V125H130ZM139 124H141L140 122H139ZM213 124H215V123H213ZM212 124V125H213ZM224 124V123H223ZM257 124V123H256ZM255 124V125H256ZM4 125V124H3ZM8 125V124H7ZM7 125H6V127H7ZM11 125H15V124H11ZM23 125V124H22ZM137 125V124H136ZM145 125V124H144ZM157 125V124H156ZM156 125H154V126H156ZM160 125V124H159ZM250 125V124H249ZM252 125V124H251ZM254 125V126H255ZM262 125V124H261ZM10 126V125H9ZM17 126V125H16ZM24 126V125H23ZM22 126V127H23ZM33 126V125H32ZM158 126V125H157ZM161 126H162V124H161ZM226 126V125H225ZM225 126H224V128H225ZM253 126V127H254ZM260 126V125H259ZM3 127H5V126H3ZM20 127V126H19ZM25 127H26V125H25ZM28 127V126H27ZM31 127V126H30ZM37 127V126H36ZM120 127V126H119ZM135 127V126H134ZM140 127V126H139ZM159 127V126H158ZM7 128H9V127H7ZM35 128V127H34ZM33 128V129H34ZM76 128V129H77ZM122 128H124L123 127V125H122ZM132 128V127H131ZM148 128V127H147ZM146 128V129H147ZM160 128V127H159ZM165 128V127H164ZM167 128V127H166ZM170 128V127H169ZM12 128H10L9 130H11ZM20 129H21V127H20ZM110 129V128H109ZM134 129V128H133ZM133 129L132 130H130V131H133ZM137 129V128H136ZM136 129H134V130H136ZM140 129V128H139ZM143 129V128H142ZM174 129V128H173ZM175 129H176V127H175ZM174 129V130H175ZM179 129V128H178ZM252 129H254V128H252ZM262 129V128H261ZM260 129V130H261ZM2 130V129H1ZM4 130V129H3ZM5 130H7V129H5ZM14 130V129H13ZM23 130H24V128H23ZM27 130V129H26ZM96 130V129H95ZM98 130V129H97ZM126 130H128V129H126ZM143 130H145V128L143 129ZM142 130V131H143ZM149 130V129H148ZM152 130H153V128H152ZM155 130H157V128L155 129ZM154 130V131H155ZM163 130V129H162ZM182 130H184V128L182 129ZM216 130H217V128H216ZM220 130H221V128H220ZM246 130V129H245ZM247 130H248V128H247ZM16 131V130H15ZM14 131V132H15ZM20 131H22V130H20ZM69 131H71V130H69ZM74 131H76V130H74ZM80 131H82V130H80ZM130 131H128V132H130ZM137 131H139V130H137ZM160 131V130H159ZM175 131H177V130H175ZM22 132H24V131H22ZM26 132V131H25ZM25 132H24V134H25ZM29 132V131H28ZM28 132H27V134H28ZM38 132V131H37ZM78 132V131H77ZM116 132V131H115ZM124 132H126V131H124ZM150 132V131H149ZM157 132V131H156ZM183 132V131H182ZM223 132V131H222ZM222 132H220V134H222ZM261 132H262V130H261ZM260 132V133H261ZM18 133H19V131H18ZM35 133V132H34ZM73 133V132H72ZM81 133V132H80ZM84 133V131L82 132V134ZM98 133V132H97ZM104 133H106V132H104ZM135 133H136V131H135ZM141 133V132H140ZM143 133V132H142ZM146 133H148V131L146 132ZM160 133V132H159ZM177 133V132H176ZM259 133V135H260V137H261V135L262 134H260ZM262 133H264V132H262ZM12 134V133H11ZM15 134V133H14ZM21 134V133H20ZM23 134V133H22ZM21 134V135H22ZM74 134V133H73ZM73 134H72V136H73ZM76 134V133H75ZM78 134V133H77ZM128 134V133H127ZM136 134H138V133H136ZM157 134V133H156ZM162 134V133H161ZM179 134H180V131H179ZM178 134V135H179ZM219 134V133H218ZM96 135V134H95ZM92 132H90V133H86L84 136H83V138H82V135H81V137H79V139L81 138V140H85V141H87V142H91L92 144L89 146V147H87L86 148V151L85 152H82L83 154V156H82V159L80 160L81 161V165H85L86 166V172H84V173H82L81 172V176H79L80 178L77 180V182L73 185V186H75V185H77V187H78V189H79V191L80 192H82V193H84V194H89L90 195V200H91V203L93 202V204H92V206H95L96 207V209H95V211H93L92 209H91V211H93V212H91L90 210H85V212L86 211H90V212H84L85 214L83 215V217H79V216H76L75 215V213H72V208H69V211H71L70 213H68L67 212V216H68V218H70V220L72 221V220H74V221H77V222H86V224L88 223V222H91V221H94L93 223H96V222H98L97 224H98V227H97V231H96V233H97V239L99 240V241H96V243H94L93 244V249H91V245L90 246H86L85 245V243H84V245H80V244H76V246L71 250V252L69 253V256H68V261H66V262H68L69 264H93L94 262H95V260L97 259V258H100V257H98V255H99V250H100V246H98L99 248H96V245H98L99 243H106L107 241H110L112 238H110L109 237V227H110V224H112V223H110L111 222V219H112V217L114 216V214L117 212V210L120 208V207H122L121 206V204L123 203V198H122V196H123V193L125 192H123V190H124V187H123V185H124V183H122L121 181H119V183L121 182V187L119 188V183H118V181H117V177H115V174H116V172H119L122 168H121V166H123V164L125 165V163L126 162H129V160H131V161H134V162H136L137 164H139L140 166H145L144 165V163L146 164L147 163V159H148V157H150V156H155L156 155V153L158 152V153H160V155L162 156V157H160V158H158V159H156V161L154 162V164H153V168H151V169H153V170H155L156 171V173L157 172H159V174L161 175L162 174V171H166L167 172V174H169V175H176L177 174V176H178V174L181 172V164L182 163H180V161H179V156H177L176 155V152H173V148L171 149L170 148V146H167L166 144H167V142H163V141H161L163 138H161V140L160 139H151V140H149L150 142L146 145V146H142V141H143V138H142V136L140 135V136H135V137H133L132 139H125L126 141H124V136H121V135H119V134H117V137H118V139H117V143L115 144V134L114 133H112V134H110V137L107 139V140H104L103 141V145H102V147H101V149H97L96 148V141L95 140H98L97 138H96V136H95ZM129 135V134H128ZM133 135V134H132ZM143 135V134H142ZM148 135V134H147ZM155 135V134H154ZM158 135V134H157ZM177 135V136H178ZM224 135V134H223ZM256 135V134H255ZM258 135V134H257ZM17 136V135H16ZM24 136V135H23ZM129 136H131V135H129ZM151 136V135H150ZM161 136V135H160ZM166 136V135H165ZM176 136V135H175ZM181 136V135H180ZM183 136H185V135H183ZM241 136V135H240ZM11 137H12V135H11ZM128 137V136H127ZM147 137V136H146ZM167 137V136H166ZM166 137H165V139H166ZM226 137H227V135H225V137L223 136L222 137V142L226 139ZM242 137V136H241ZM5 138V137H4ZM16 138H18V137H16ZM23 138V137H22ZM72 138H74V137H72ZM99 138V137H98ZM106 138V137H105ZM130 138V137H129ZM159 138V137H158ZM169 138V137H168ZM182 138V137H181ZM240 138V137H239ZM245 138V137H244ZM246 138H247V136H246ZM257 138H259V136L257 137ZM264 138V137H263ZM10 139H13V138H10ZM20 139V138H19ZM138 139V142H137V146L136 147H134L133 149H131L132 148V144H133V142H135L136 140ZM180 139V138H179ZM248 139H249V137H248ZM255 139V138H254ZM262 139V138H261ZM7 140V139H6ZM18 140V139H17ZM23 140V139H22ZM75 140V139H74ZM74 140H72L74 143H76ZM101 140V139H100ZM145 140H147V138L145 139ZM174 140H175V142L178 140H176L175 139V137H174ZM185 140V139H184ZM184 140H183V143H184ZM244 140V139H243ZM251 140V139H250ZM256 140V139H255ZM264 140V139H263ZM20 141V140H19ZM71 141V140H70ZM71 141V142H72ZM80 141V140H79ZM94 141H95V143H94ZM170 141V143H171V139L169 140ZM240 141V140H239ZM245 142H247L246 140H244ZM132 142V143H131ZM181 142H182V139H181ZM17 143H19V142H17ZM82 143H83V141H82ZM94 143V144H93ZM118 143H119V145H118ZM179 143V142H178ZM244 143V142H243ZM10 144V143H9ZM21 144L22 143H20V146H21ZM73 144V143H72ZM84 144H86V143H84ZM88 144V143H87ZM90 144V143H89ZM169 144V143H168ZM176 144V143H175ZM249 144H250V142H249ZM261 144V143H260ZM263 144V143H262ZM23 145V144H22ZM134 145V144H133ZM144 145H145V143H144ZM245 145V144H244ZM259 145V144H258ZM5 146V145H4ZM3 146V147H4ZM16 146V145H15ZM74 146V145H73ZM75 146H77L76 144H75ZM74 146V147H75ZM80 146V145H79ZM82 146V145H81ZM85 147H86V145H84ZM117 146L119 147H122V148H126V149H128V150H130L128 153H129V155L128 156H126V157H123V162L122 163H120V165L119 166H117V167H115V168H111L108 164H107V167L105 168V166L103 167L102 165H104V164H106V162L105 161H103L104 159H107L108 158V156H110V155H112V153L115 151V149L117 148ZM178 146H180V145H178ZM249 146V145H248ZM247 145H246V147H248ZM251 146V145H250ZM261 146V145H260ZM73 147V148H74ZM174 147V146H173ZM69 148V147H68ZM72 148V149H73ZM78 148V147H77ZM83 148V147H82ZM182 148V147H181ZM250 148H252V147H250ZM255 148V147H254ZM22 149V150H23ZM67 149V148H66ZM175 149H176V145H175ZM174 149V150H175ZM253 149V148H252ZM5 150V149H4ZM11 150V149H10ZM68 150H71L70 148L68 149ZM75 150V149H74ZM77 150H79V149H77ZM85 150V149H84ZM177 151H179L178 150V148L176 149ZM208 150V149H207ZM237 150H238V148H237ZM242 150V149H241ZM251 150V149H250ZM2 151V150H1ZM72 151V150H71ZM133 151V152H132ZM209 152H208V154H207V156L205 157V159H212V161L215 159L214 158V154H215V148L212 146V148L211 149H209L208 150ZM245 151V150H244ZM8 152V151H7ZM10 152V151H9ZM12 152V151H11ZM22 152V151H21ZM48 152V151H47ZM65 152V151H64ZM216 152H218V151H216ZM261 152V151H260ZM263 152V151H262ZM1 153V152H0ZM20 153V152H19ZM26 153V154H27ZM66 153V152H65ZM73 153H74V151H73ZM72 153V154H73ZM77 154H78V152H76ZM79 153H81V152H79ZM222 153V152H221ZM231 153V152H230ZM241 153V152H240ZM244 153V152H243ZM242 153V154H243ZM3 154V153H2ZM25 154V155H26ZM68 154V153H67ZM67 154H65V155H67ZM70 154H71V152H70ZM71 154V155H72ZM155 154V155H154ZM179 154V153H178ZM217 154V153H216ZM225 154V153H224ZM234 154V153H233ZM236 154V153H235ZM239 154V153H238ZM248 154V153H247ZM250 154V153H249ZM21 155V154H20ZM28 155V156H29ZM158 155V154H157ZM180 155V154H179ZM218 155V154H217ZM219 155H220V152H219ZM221 155H223V153L221 154ZM246 154H244V156H245ZM18 156V155H17ZM24 156V155H23ZM27 156V155H26ZM31 156V155H30ZM40 156V155H39ZM76 156H78V155H76ZM75 156V157H76ZM198 156H201L199 153H198ZM226 156V155H225ZM237 155H235L234 157H236ZM4 157V156H3ZM72 157V156H71ZM75 157L73 158V160L75 159ZM159 157V156H158ZM233 157V158H234ZM242 157V156H241ZM240 157V158H241ZM256 157V156H255ZM8 158V157H7ZM29 158H31V157H29ZM69 158V157H68ZM92 158H93V161H92ZM155 158V157H154ZM238 158H239V156H238ZM237 158V159H238ZM243 158V157H242ZM264 158V157H263ZM17 159V158H16ZM35 159H33V160H35ZM77 159V158H76ZM151 159V158H150ZM198 159H199V157H198ZM201 159V158H200ZM220 159H222V158H220ZM224 159V158H223ZM247 159V158H246ZM253 159H254V157H253ZM262 159V158H261ZM6 160V159H5ZM31 160H32V158H31ZM68 160V159H67ZM72 160V161H73ZM78 160V159H77ZM154 160V159H153ZM217 160V159H216ZM252 160V159H251ZM250 160V161H251ZM256 160V159H255ZM22 161V160H21ZM30 161V160H29ZM28 161V162H29ZM36 161V160H35ZM124 161H125V163H124ZM146 161V162H145ZM232 161H234V160H232ZM240 161V160H239ZM243 161H245V160H243ZM4 162V161H3ZM7 162V161H6ZM11 162V161H10ZM13 162V161H12ZM18 162V161H17ZM25 162V161H24ZM34 162V161H33ZM40 162H39V165H40ZM68 162V161H67ZM77 162V161H76ZM133 162V163H134ZM149 162V161H148ZM153 162V161H152ZM214 162V165L212 164L211 166H215L214 168H212V169H210V171H212V170H215V173H220L221 172V170H223V169H225V167H224V163L223 162H220V161H213ZM255 162H257V161H254V163ZM21 163H23V161L21 162ZM20 163V164H21ZM41 163V164H42ZM206 163V162H205ZM204 163V164H205ZM209 163V162H208ZM242 163H244V162H242ZM248 163V162H247ZM253 163V162H252ZM251 163V164H252ZM262 163H263V160H262ZM5 164V163H4ZM19 164V165H20ZM34 164V163H33ZM61 164L62 165H59L58 164V166H61V171H60V173H56L55 175H51L50 176V180L51 181H53V184H54V182H56L57 183V186H63V188H64V186L66 187V183H67V179L70 177V172L72 171H69V169H70V166H69V164H67L66 163V160H64L63 158H62V161H61ZM79 164V163H78ZM129 165L131 164V163H128ZM151 164V163H150ZM227 164H229V163H227ZM246 164V163H245ZM259 164V163H258ZM15 165V164H14ZM31 165V164H30ZM100 165H101V168H100ZM134 165H136V164H134ZM191 165V164H190ZM208 166H209V164H207ZM206 165V166H207ZM235 165H237V164H235ZM260 165H262V164H260ZM259 165V166H260ZM17 166H18V163H17ZM25 166V165H24ZM42 165H40V167H41ZM72 166V165H71ZM74 166V165H73ZM133 166V165H132ZM210 166V167H211ZM233 166V165H232ZM242 166V165H241ZM251 166V165H250ZM254 166V165H253ZM9 167V166H8ZM23 167V166H22ZM32 167H34V165L33 166H31V168ZM36 167V166H35ZM83 167V166H82ZM127 167H129V166H127ZM131 167V166H130ZM137 167V166H136ZM135 167V168H136ZM150 167V166H149ZM183 167V166H182ZM185 167V166H184ZM189 167V166H188ZM255 167V166H254ZM11 168V167H10ZM30 168V169H31ZM37 168H39V167H37ZM72 168H74V167H72ZM80 169H81V166L79 167ZM134 168V169H135ZM140 168V167H139ZM185 168H187V167H185ZM190 168V167H189ZM242 167H240L239 169H241ZM252 168V167H251ZM35 168H33V169H31V170H34ZM43 169V168H42ZM41 169V170H42ZM78 169V168H77ZM124 169V168H123ZM148 169V168H147ZM192 169V168H191ZM238 169V168H237ZM256 169H258V168H256ZM12 170V169H11ZM18 170H21V168L20 169H18ZM23 170V169H22ZM79 170V169H78ZM125 170V169H124ZM141 170V169H140ZM140 170H138V176H136V177H132V175H130V174H127V175H129V177H130V181H132V182H137V180H138V178L137 177H141L140 176V173H142ZM143 170H145V169H143ZM153 170H151V171H153ZM185 170V169H184ZM196 169H194L193 171H195ZM199 170V169H198ZM229 170V169H228ZM253 170V169H252ZM260 170H261V168H260ZM1 171V170H0ZM9 171H10V169H9ZM14 171V170H13ZM17 170H15V172H16ZM131 171V170H130ZM129 171V172H130ZM148 171V170H147ZM150 171V172H151ZM154 171V172H155ZM182 171H183V169H182ZM190 171V170H189ZM192 171V170H191ZM190 171V172H191ZM203 171H208V170H203ZM203 171H201V170H199V172H203ZM210 171L209 172H204V173H199L198 174V172H196L195 171V173H197L198 175H196L195 177H194V184H196V185H198V186H195L194 188H204L205 186V184H206V179H204V176L203 175H207L208 177L210 176ZM241 171V170H240ZM264 171V170H263ZM11 173H12V171H10ZM20 172V171H19ZM45 172H47L46 170H45ZM74 172V171H73ZM73 172H72V174H73ZM76 172V171H75ZM135 172V171H134ZM146 172V171H145ZM149 172V171H148ZM153 172V173H154ZM237 172V171H236ZM244 172V171H243ZM248 172V171H247ZM256 172H257V170H256ZM262 172V171H261ZM7 173V172H6ZM9 173V172H8ZM7 173V174H8ZM10 173V174H11ZM123 173V172H122ZM143 173H144V171H143ZM183 173V172H182ZM186 173H188V172H186ZM245 173V172H244ZM252 173V172H251ZM259 173V172H258ZM10 174H8V175H10ZM48 174V173H47ZM47 174H46V176H47ZM75 174V173H74ZM120 174V173H119ZM134 174V173H133ZM148 174V173H147ZM189 174V173H188ZM223 174V173H222ZM222 174H219V175H222ZM246 174H248V173H245V175ZM253 174H255V173H253ZM260 174V173H259ZM1 175V174H0ZM4 175V174H3ZM15 175V174H14ZM78 175V174H77ZM124 177H126V174H122ZM143 175V174H142ZM190 175V174H189ZM224 175V174H223ZM263 175V174H262ZM5 176H6V174H5ZM16 176H18V175H16ZM39 176V175H38ZM42 176V178L44 177V175H41ZM41 176H39V178H41ZM49 176V175H48ZM48 176H47V178H48ZM134 176V175H133ZM148 176V175H147ZM168 176V175H167ZM192 176H194V175H192ZM192 176L190 177V178H192ZM213 176V175H212ZM225 176H227L226 174H225ZM232 176V175H231ZM234 176V175H233ZM238 176H240V174L238 175ZM243 176V175H242ZM242 176H240V177H242ZM256 176V175H255ZM10 177V176H9ZM15 177V176H14ZM13 177V178H14ZM21 177V176H20ZM20 177H18V178H20ZM75 176H73V178H74ZM158 177V176H157ZM156 177V178H157ZM162 177H164V176H162ZM182 177V176H181ZM240 177H239V179H240ZM249 177V176H248ZM46 177H45V179H42V180H46L47 179ZM52 178V179H51ZM152 178V177H151ZM155 178V177H154ZM155 178V179H156ZM173 178V177H172ZM176 178V177H175ZM187 178V177H186ZM218 178V177H217ZM259 178V181H260V177H258ZM262 178H264V177H262ZM6 179H8V177L6 178ZM16 179V178H15ZM15 179H12V180H10V179H8V181L10 180V181H13V180H15ZM21 179V178H20ZM20 179H19V181H20ZM36 179H37V177H36ZM71 179V178H70ZM75 179V178H74ZM122 180H126V178H121ZM160 179V178H159ZM204 179V180H203ZM208 179V182H210L209 181V179L210 178H207ZM214 179V178H213ZM216 179V178H215ZM225 179V178H224ZM224 179L222 180L221 179V181L223 182L224 181ZM230 179V178H229ZM228 179V180H229ZM40 180V179H39ZM136 180V181H135ZM140 180V179H139ZM142 180H144V179H142ZM158 180V179H157ZM171 180V179H170ZM189 180V179H188ZM210 180H212V179H210ZM231 180H232V178H231ZM234 180V179H233ZM253 180H255V178H253ZM9 181V182H10ZM16 181H18V180H16ZM22 181H24V180H22ZM30 181V180H29ZM47 181H48V179H47ZM73 180L71 179V182H72ZM127 181V180H126ZM147 181H148V179H147ZM147 181H145V183L147 182ZM162 181V180H161ZM166 181V180H165ZM173 181H177V180H173ZM178 181H180V180H178ZM185 181V180H184ZM213 181V180H212ZM220 181V180H219ZM235 181H237L236 179H235ZM256 181V180H255ZM1 182H3L2 180H1ZM32 182V181H31ZM30 182V183H31ZM71 182H69V184H71ZM129 182V181H128ZM143 182V181H142ZM205 182V183H204ZM216 182V181H215ZM228 182V181H227ZM233 182V181H232ZM243 182V181H242ZM252 182V181H251ZM264 182V181H263ZM16 183V182H15ZM15 183H13V184H15ZM19 183V182H18ZM26 183V182H25ZM24 183V184H25ZM46 183V182H45ZM55 183V184H56ZM127 183V182H126ZM138 183H139V181H138ZM151 183V182H150ZM153 183V182H152ZM159 183V182H158ZM161 184H162V182H160ZM164 183H166V182H164ZM173 183H175V182H173ZM179 183V182H178ZM178 183H177V185H178ZM183 183V182H182ZM186 183V182H185ZM220 183V182H219ZM238 183H239V185H240V181H238ZM244 183V182H243ZM245 183H247V182H245ZM248 183H249V181H248ZM1 184V183H0ZM4 184V183H3ZM2 184V185H3ZM6 184V183H5ZM9 184V183H8ZM17 184V183H16ZM20 184V183H19ZM18 184V185H19ZM21 184H23V182H21ZM20 184V185H21ZM36 184V183H35ZM39 184H43V183H40V182H38V185ZM130 184V185H129ZM132 183H127L125 186L127 187V185H129V187L131 186H133V185H131ZM134 184V183H133ZM140 184V183H139ZM143 184V183H142ZM149 184V183H148ZM207 184H209V183H207ZM212 184V183H211ZM233 184V183H232ZM253 184V183H252ZM2 185H0V186H2ZM27 185H28V183H27ZM37 185V184H36ZM49 185V184H48ZM147 185V184H146ZM158 185V184H157ZM187 185H188V182H187ZM190 185V184H189ZM227 185V184H226ZM230 186H231V184H229ZM238 185V186H239ZM243 185V184H242ZM8 186H11V185H8ZM30 186V185H29ZM35 186V185H34ZM45 186V185H44ZM72 186V185H71ZM136 186V185H135ZM143 186V185H142ZM153 186V185H152ZM168 186H169V184H168ZM174 186L175 185H173V188L172 187H169V188H165L166 187V185L164 186V188L166 189V190H163V189H161L162 191V196H163V194L164 193H169L170 191H172V189H174ZM183 186H184V184H183ZM186 186V185H185ZM221 186V185H220ZM219 186V187H220ZM225 186V185H224ZM238 186H236V187H238ZM246 187L248 186V185H245ZM3 187V186H2ZM6 187H7V185H6ZM16 188L17 186H11V187H9V189H11V188ZM21 187V186H20ZM19 187V188H20ZM23 187H24V185H23ZM23 187H21V189L23 188ZM25 187H26V185H25ZM40 187V186H39ZM38 187V188H39ZM41 187H42V185H41ZM40 187V188H41ZM46 187V186H45ZM52 187V186H51ZM50 187V188H51ZM54 187V186H53ZM56 187V186H55ZM69 187V186H68ZM141 187V186H140ZM146 187V186H145ZM160 187V186H159ZM163 187V186H162ZM176 187V186H175ZM182 187V186H181ZM191 187H192V185H191ZM191 187H189V188H191ZM209 187H211V186H209ZM226 187V186H225ZM236 187H234L233 186V189L235 188L236 189ZM251 187V186H250ZM263 186H259V188H262ZM1 188V187H0ZM14 188V189H15ZM27 188V187H26ZM30 188H32V187H29V191L31 190ZM35 188H37V186L35 187ZM43 188V187H42ZM57 188V187H56ZM135 188V187H134ZM149 188V187H148ZM153 188V187H152ZM157 188H158V186H157ZM179 188V187H178ZM196 188V189H197ZM205 188H207V185H206V187ZM205 188L203 189V190H205ZM227 188V187H226ZM239 188V187H238ZM242 188V187H241ZM3 189V188H2ZM24 189V188H23ZM28 189V188H27ZM32 189H34V188H32ZM46 189H47V187H46ZM59 189H61V188H59ZM69 189V188H68ZM72 189H73V187H72ZM149 189H151V188H149ZM160 189V188H159ZM191 189H193V187L191 188ZM213 189V188H212ZM220 189H221V187H220ZM231 189V188H230ZM252 189V188H251ZM5 190H6V188H5ZM16 190V189H15ZM18 190V189H17ZM35 190V189H34ZM52 190V189H51ZM55 190V189H54ZM53 190V191H54ZM58 190V189H57ZM139 190V189H138ZM137 190V191H138ZM157 190V189H156ZM259 190V189H258ZM264 190V189H263ZM20 191H22V190H20ZM47 191V190H46ZM53 191L51 192V191H49V192H51L52 193V197H53ZM179 191H181V190H179ZM189 191V190H188ZM196 191V190H195ZM195 191L193 192V194L195 193ZM198 191H200V190H198ZM212 191V190H211ZM214 191V190H213ZM230 192H231V190H229ZM241 191V190H240ZM254 191H256V190H254ZM5 192V191H4ZM7 192V191H6ZM5 192V193H6ZM13 192V191H12ZM15 192V191H14ZM19 192V191H18ZM24 192V191H23ZM32 192H33V190H32ZM40 192V191H39ZM38 192V193H39ZM44 192V191H43ZM54 192H56V191H54ZM65 192H66V189H65ZM159 192V191H158ZM175 192H177L178 193V191H175ZM182 192V191H181ZM181 192L179 193V194H181ZM186 192H187V189H186ZM210 192V191H209ZM220 192H222V191H220ZM227 192V191H226ZM230 192H228V193H230ZM248 192V191H247ZM10 193V192H9ZM34 193H36V191L34 192ZM51 193L49 194V195H51ZM63 193H64V190H63ZM133 193H134V190H133ZM143 193H145V192H143ZM147 193H148V191H147ZM145 194V196H147L148 194ZM183 193V192H182ZM208 193V192H207ZM234 193V192H233ZM237 193H239V192H237ZM252 193V192H251ZM263 193H264V191H263ZM7 194V193H6ZM21 194H23L22 192H21ZM29 194V193H28ZM41 194H43L42 192H41ZM44 194H46V193H44ZM43 194V195H44ZM55 194H57V193H55ZM65 195H66V193H64ZM86 194V195H87ZM125 194V193H124ZM130 194V193H129ZM137 194V193H136ZM155 194H156V191H155ZM154 194V195H155ZM157 194H159V193H157ZM156 194V195H157ZM170 194H172V192L170 193ZM183 194H185V193H183ZM196 194V193H195ZM201 194H202V190H201ZM201 194L199 195L198 194V196H201ZM210 194H211V192H210ZM232 194V193H231ZM236 194V193H235ZM248 194H249V192H248ZM259 194H262L261 192L259 193ZM2 195H4L3 193H2ZM8 195V194H7ZM13 195V194H12ZM11 195V196H12ZM17 195V194H16ZM15 195V196H16ZM27 195V194H26ZM32 195V194H31ZM65 195H62L61 194V196H65ZM67 195H69V194H67ZM75 195V194H74ZM141 195V194H140ZM174 195H176V194H174ZM174 195H171V196H173L174 197ZM186 195V194H185ZM204 195V194H203ZM224 195H225V192H224ZM230 195V194H229ZM245 195V194H244ZM257 195V194H256ZM6 196V195H5ZM10 196V197H11ZM18 196V199L20 198V196L19 195H17ZM23 196V195H22ZM21 196V197H22ZM28 196V195H27ZM32 196H37V195H32ZM32 196H30V197H32ZM46 196V195H45ZM56 196V195H55ZM58 196V195H57ZM60 196V197H61ZM72 196H73V194H72ZM139 196V195H138ZM167 195H165V197H166ZM178 196H180V195H178ZM189 196H190V193H189ZM212 196H213V193H212ZM226 196H228V195H226ZM259 196V195H258ZM257 196V197H258ZM3 197V196H2ZM39 197V194H38V196H37V198ZM41 197V196H40ZM51 197V196H50ZM66 197V196H65ZM127 197V196H126ZM135 197V196H134ZM143 197V196H142ZM151 197V195L149 196V197H147L146 199H145V201L143 202V208L144 209H147V211H149L150 213H151V211H153L154 209H156L157 211H158V207H160L161 205H160V200H157V198H155V197H153V195H152V198H150ZM181 197H182V195H181ZM183 197H185V196H183ZM191 197V196H190ZM195 197H197V195H195ZM194 197V198H195ZM204 197V196H203ZM220 197V196H219ZM223 197V196H222ZM221 197V198H222ZM236 197H238V196H236ZM264 197V196H263ZM0 198H1V196H0ZM6 198V197H5ZM4 198V200L5 201H7V200H10V198L9 199H5ZM17 198V197H16ZM24 198H26L25 196H24ZM23 198V199H24ZM28 198V197H27ZM26 198V199H27ZM42 198H44V197H42ZM71 198H73V197H71ZM75 198H77V196L75 195ZM88 198V199H89ZM167 198H168V196H167ZM166 198V199H167ZM170 198V197H169ZM172 198V197H171ZM180 198V197H179ZM187 198V197H186ZM193 198V199H194ZM211 198V197H210ZM210 198H208L207 197V199H209L210 200ZM216 198H218V197H216ZM225 198V197H224ZM235 198V197H234ZM233 198V199H234ZM250 198V197H249ZM3 199V198H2ZM26 199L24 200V201H26ZM33 199V198H32ZM54 199V198H53ZM55 199H57V200H59L60 201V199L59 198H55ZM63 199V198H62ZM128 199V197L127 198H125L124 200H127ZM161 199H162V197H161ZM165 199V200H166ZM175 199V198H174ZM178 199V198H177ZM196 199V198H195ZM201 199H203V198H201ZM205 199H206V197H205ZM206 199V200H207ZM214 199H215V197H214ZM214 199H213V202H214ZM227 199V198H226ZM225 199V200H226ZM231 199V198H230ZM246 199V198H245ZM248 199V198H247ZM255 199V198H254ZM259 199V198H258ZM4 200H2V201H4ZM11 200H13V199H11ZM28 200V199H27ZM30 200V199H29ZM28 200V201H29ZM34 200H35V198H34ZM39 200H40V198H39ZM47 200H49V198H47ZM46 199L44 200V201H47ZM66 200V199H65ZM80 200V199H79ZM78 200V201H79ZM81 200H82V198H81ZM131 200V199H130ZM139 200V199H138ZM141 200V199H140ZM171 200H173V199H171ZM186 200V199H185ZM197 200L199 201V198H197ZM204 200V199H203ZM229 200V199H228ZM4 201V202H5ZM28 201H26L27 203H28ZM30 201H32V200H30ZM36 201V206H37V203L38 202H40V201H38L37 202V200H35ZM50 201H51V199H50ZM133 201V200H132ZM170 201V200H169ZM177 201H179V200H177ZM193 201V200H192ZM208 201V200H207ZM227 201V200H226ZM243 201V200H242ZM248 201V200H247ZM250 201V200H249ZM10 202V201H9ZM19 202H20V200H19ZM22 202V201H21ZM53 202H56V203H58V201H53ZM77 202V201H76ZM85 202H86V198H85ZM88 202H90L89 200H88ZM130 202V201H129ZM128 202V203H129ZM135 202V201H134ZM134 202H132V203H134ZM137 202V201H136ZM164 202V201H163ZM187 202V201H186ZM203 202H206V201H203ZM202 201H201V203H203ZM216 202H218V201H216ZM223 202V201H222ZM222 202H221V204H222ZM235 202H237V199H236V201ZM252 202V201H251ZM11 203H12V201H11ZM17 203V202H16ZM16 203H15V200H14V203L13 204H15L16 205ZM45 203V202H44ZM48 203H49V201H48ZM48 203H46V204H48ZM75 203V202H74ZM142 203V202H141ZM167 203V202H166ZM170 203V202H169ZM177 203V202H176ZM188 203H190L189 201H188ZM195 203V202H194ZM211 203V202H210ZM220 203V202H219ZM230 203H231V201H230ZM233 203V202H232ZM253 203V202H252ZM254 203H256L255 201H254ZM264 203V202H263ZM7 204V203H6ZM10 204V203H9ZM8 204V205H9ZM18 204V203H17ZM21 204V203H20ZM23 204V203H22ZM24 204H25V202H24ZM31 204V203H30ZM32 204H33V201H32ZM30 205L31 207V209H33V206L34 205ZM39 204V203H38ZM43 204V203H42ZM52 204V203H51ZM55 204V203H54ZM67 204H69L68 202H67ZM72 204H73V202H72ZM81 204H82V202H81ZM172 204H173V202H172ZM175 204V203H174ZM191 204V203H190ZM196 204H197V202H196ZM199 204V203H198ZM215 204H217V203H215ZM224 204V203H223ZM222 204V205H223ZM227 204V206L226 205H224L223 207H228V203H226ZM241 204V203H240ZM239 204V205H240ZM8 205H6V206H8ZM19 205V204H18ZM44 205V204H43ZM42 205V206H43ZM49 206H50V204H48ZM56 205V204H55ZM69 205H71V204H69ZM77 205V204H76ZM86 205V204H85ZM125 205V204H124ZM133 205H136V204H133ZM169 205V204H168ZM175 205H177V204H175ZM219 204H217V206H218ZM236 205V204H235ZM249 205V204H248ZM252 205H254V204H252ZM256 205V204H255ZM260 205V204H259ZM12 206V205H11ZM35 206V207H36ZM39 206H41V205H39ZM54 206V205H53ZM58 206V205H57ZM72 206V205H71ZM87 206H88V204H87ZM90 206L91 205H89V208H90ZM92 206H91V208H92ZM127 206H128V204H127ZM137 206V205H136ZM163 206V205H162ZM178 206V205H177ZM188 206H190V205H188ZM195 206V205H194ZM198 206H200V205H198ZM215 207H217L216 205H214ZM242 206V205H241ZM262 206V205H261ZM261 206H259L260 207V209H261ZM8 207H10V206H8ZM13 207V206H12ZM12 207H10V208H12ZM19 207V206H18ZM24 207V206H23ZM34 207V208H35ZM45 207V206H44ZM46 207H48L47 205H46ZM51 207H52V205H51ZM56 207V206H55ZM64 207H65V205H64ZM72 207H74V205L72 206ZM94 207V208H95ZM131 207V206H130ZM140 207V206H139ZM191 207V206H190ZM190 207H189V209H190ZM208 207V206H207ZM225 207V208H226ZM235 206H233V208H234ZM256 207V206H255ZM19 208H21V210L23 209L22 208V206L21 207H19ZM25 208V207H24ZM43 208V207H42ZM49 208V207H48ZM61 208V207H60ZM59 208V209H60ZM76 208H78V207H76ZM142 208V207H141ZM140 208V209H141ZM173 208H174V206H173ZM173 208H171L172 210H173ZM196 208V207H195ZM211 208V207H210ZM209 208V209H210ZM219 208V207H218ZM230 207H228V209H229ZM247 208V207H246ZM245 208V209H246ZM8 209V208H7ZM7 209H5V203H3V202H1V200H0V220H1V218H3L4 219V217L6 218V215H7ZM18 209V208H17ZM26 209V208H25ZM25 209H23V211L25 210ZM55 209V208H54ZM65 209V208H64ZM63 209V210H64ZM67 209V208H66ZM65 209V210H66ZM75 209V208H74ZM125 209V208H124ZM136 209V210H135ZM134 210H135V212H134V210H132V209H130V210H128V212L127 213H124L123 212V214H125V216L121 219V221L119 222L120 224H119V229L122 227L124 230H119L120 231V234H124V238L122 239L121 238V240H119L118 242H114L113 244H110V246L112 245V247H110V249H109V253H115V252H117L118 253V251H122V250H126V249H130V248H132V247H134V246H137V245H139V244H142L143 242H145L146 243V240L148 239V238H153V237H155L156 235H159V231L161 232V230L163 229V224L165 223V218H167V217H169L170 215H174V213H173V211H170V213L169 214H165V216L162 214L161 215V217L159 218V220H158V222L156 221V223H155V225H153V226H150V225H146V223L145 222H143V221H140V219H138L139 218V216L140 215H138L137 216V214L139 213V210L140 209H138V208H135ZM160 209V208H159ZM187 209H188V207H187ZM189 209L187 210V211H189ZM205 209V208H204ZM213 210H214V208H212ZM222 209V208H221ZM237 209V208H236ZM241 209V208H240ZM253 209V208H252ZM255 209V208H254ZM259 209V208H258ZM264 209V208H263ZM10 210V209H9ZM8 210V211H9ZM15 210V209H14ZM13 210V211H14ZM34 210H37V209H34ZM38 210H39V208H38ZM44 210V209H43ZM46 210V209H45ZM51 210H52V208H51ZM57 210V209H56ZM79 210H80V208H79ZM79 210H77V212L79 211ZM121 210V208L119 209V211ZM123 210V209H122ZM143 210V209H142ZM156 210H154V211H156ZM165 210H166V208H165ZM175 210V209H174ZM184 210V209H183ZM196 210H198V208L196 209ZM195 210V211H196ZM201 210H203V208L202 209H200V212H201ZM207 210V209H206ZM229 210H231V209H229ZM233 210V209H232ZM250 210H251V207H250ZM262 210V209H261ZM10 211H12V210H10ZM18 211V210H17ZM30 211V210H29ZM48 211V210H47ZM47 211H44V212H47ZM53 211V210H52ZM51 211V212H52ZM58 211V210H57ZM56 211V212H57ZM61 211V210H60ZM59 211V212H60ZM68 211V210H67ZM74 211V210H73ZM125 211V210H124ZM146 211V210H145ZM215 211V210H214ZM217 211H218V209H217ZM223 211V210H222ZM228 211V210H227ZM226 211V212H227ZM233 211H235V210H233ZM237 211H238V209H237ZM241 211V210H240ZM239 211V212H240ZM244 211H247V210H244ZM255 211V210H254ZM254 211H253V213H254ZM15 212V211H14ZM24 212H26L27 213V211H24ZM33 212H35V214H36V211H33ZM33 212H31L32 214H33ZM43 212V211H42ZM48 212H50V211H48ZM75 212H76V210H75ZM136 212H138L137 214H136ZM168 212V211H167ZM181 212V211H180ZM191 212V211H190ZM210 212V211H209ZM223 212H225V211H223ZM252 212V211H251ZM257 212H258V210H257ZM262 212V211H261ZM11 213V212H10ZM20 213L22 214L23 212L21 211H19V215H20ZM25 213V215L24 216H22V218L23 217H25L27 214ZM30 213V214H31ZM60 213H62V215H63V211L62 212H60ZM64 213H65V211H64ZM120 213V212H119ZM149 213V214H150ZM178 213V212H177ZM177 213H175V215L177 214ZM188 213V212H187ZM204 213V212H203ZM202 213V214H203ZM217 213V212H216ZM221 213V212H220ZM227 213H229V211L227 212ZM238 212H236L235 214H237ZM245 213V212H244ZM256 213V212H255ZM263 213V212H262ZM12 214H14L13 212H12ZM17 214H18V212H17ZM16 214V215H17ZM45 214V213H44ZM43 214V215H44ZM47 214V213H46ZM52 214V213H51ZM50 214V215H51ZM56 214H59L58 212L56 213ZM145 214V213H144ZM152 214H154L153 212H152ZM159 214V213H158ZM185 214V213H184ZM195 214V213H194ZM193 214V215H194ZM207 214H209V213H207ZM206 214V215H207ZM222 214V213H221ZM229 214H231V213H229ZM234 214V213H233ZM232 214V215H233ZM259 214H260V212H259ZM29 215V214H28ZM28 215L26 216V217H28ZM38 215V214H37ZM42 215V216H43ZM78 215V214H77ZM116 215V214H115ZM122 215V214H121ZM151 215V214H150ZM149 215V216H150ZM189 215H191V213L189 214ZM205 215V214H204ZM240 214H238V216H239ZM243 215V214H242ZM241 215V216H242ZM248 215H249V213H248ZM256 215V214H255ZM258 215V214H257ZM2 216V217H1ZM8 216V215H7ZM14 216V215H13ZM12 215L10 216V217H13ZM29 216H32V215H29ZM45 216V215H44ZM43 216V218H45ZM54 216H58V215H54ZM64 216V215H63ZM118 216H120V214L118 215ZM144 216V215H143ZM148 216V215H147ZM159 216V215H158ZM186 216V215H185ZM200 216H201V213H200ZM199 216V217H200ZM208 216V215H207ZM210 216V215H209ZM222 216V215H221ZM227 216V215H226ZM246 216V215H245ZM244 216V217H245ZM263 216V215H262ZM14 217H16V216H14ZM25 217V218H26ZM62 217V216H61ZM78 217H79V219H78ZM145 217V216H144ZM176 217V216H175ZM198 217V218H199ZM202 217H203V215L201 216V218L200 219H202ZM217 217H220V216H217ZM227 217H229V216H227ZM226 217V218H227ZM254 217V216H253ZM256 217V216H255ZM8 218V217H7ZM18 218V217H17ZM20 218V217H19ZM33 218H36V216L34 215V217ZM39 218V217H38ZM37 218V219H38ZM51 218V217H50ZM49 218V219H50ZM121 218V217H120ZM171 218V217H170ZM174 218V217H173ZM182 218V217H181ZM193 218V217H192ZM207 218V217H206ZM212 218V217H211ZM214 218V217H213ZM222 219H223V217H221ZM232 218H234V217H232ZM231 218V219H232ZM239 219H240V217H238ZM237 218V219H238ZM242 218H243V216H242ZM250 218V217H249ZM9 219H11V218H9ZM9 219H8V221H9ZM15 218H12L11 220H13L12 221V223H14L15 222V220H14ZM39 219H41L42 220V218H39ZM39 219H38V221H39ZM49 219H48V222H49ZM64 219V218H63ZM142 219V218H141ZM151 219V218H150ZM157 219H158V217H157ZM180 219V218H179ZM225 219V218H224ZM254 219H257V220H259L258 218H254ZM261 219V218H260ZM5 220H7V219H5ZM19 219H17L16 221L17 222H20V220L22 221L23 219H20L19 221H18ZM27 220H28V218H27ZM29 220H31V219H29ZM47 220V219H46ZM53 220H55V218H53ZM52 220V221H53ZM67 220H69V219H67ZM66 220V221H67ZM120 220V219H119ZM144 220V219H143ZM146 220V219H145ZM183 220V219H182ZM188 220V219H187ZM215 220V219H214ZM216 220H218V218L216 219ZM234 220H236V218L234 219ZM245 220V219H244ZM263 220V219H262ZM23 221H25V220H23ZM35 221V220H34ZM51 221V220H50ZM59 221H61V220H59ZM113 221H115V219L113 220ZM147 221H149L148 219H147ZM152 221H153V219H152ZM151 221V222H152ZM166 221H167V219H166ZM181 221V220H180ZM184 221V220H183ZM192 221V220H191ZM195 221V220H194ZM220 221V220H219ZM225 221V220H224ZM240 221V220H239ZM242 221V220H241ZM247 221V220H246ZM3 222V221H2ZM9 222H11V221H9ZM16 222V223H17ZM27 222V221H26ZM46 222V221H45ZM65 222V221H64ZM190 222V221H189ZM201 222V221H200ZM200 222H198V223H200ZM205 222V221H204ZM211 223L213 222L214 223V221L213 220H211L210 221ZM216 222V221H215ZM231 222V221H230ZM244 222V221H243ZM15 223V224H16ZM30 223V222H29ZM50 223V222H49ZM57 223H61V222H58L57 221ZM57 223H56V225H57ZM114 223V222H113ZM170 223V222H169ZM172 223V222H171ZM170 223V224H171ZM174 223V222H173ZM173 223H172V225H173ZM179 223V222H178ZM192 223V222H191ZM229 223V222H228ZM256 223V222H255ZM18 224V223H17ZM22 224H23V222H22ZM21 223L19 224V225H14V224H11V223H8V222H5L4 221V223H1L0 222V232H6V230L7 229H10V232H11V234H15L16 232H15V230H16V228L17 227H20V229H17L16 231L17 232H22L23 233V231H24V227H26V226H23ZM24 224H25V222H24ZM39 224L40 223H33L32 224V221H31V224H29L28 225V229H30V233L29 234H26L25 236H27V237H25V239L26 238H28L29 240H30V243H29V245L27 246L28 247V249H27V255H26V253H25V256L26 257H29V259H30V257H33V256H35V257H38V258H40L39 260H45V261H48L49 262V264H59V261L57 260V257L59 256V251L61 250L60 248L63 246V244L62 243H59V242H56L55 243V241L54 240H51L52 242L54 241V244H52L51 243V241L49 240V238L50 237H46V236H48L49 234H47V235H45L42 231H41V233L39 232V230H37L38 228H40V226H39ZM53 224V223H52ZM54 224H55V222H54ZM89 225H90V223H88ZM91 224H92V222H91ZM186 224V223H185ZM206 224H207V219H206ZM219 224H221V223H219ZM232 224V223H231ZM238 224V223H237ZM244 224V223H243ZM254 224V223H253ZM20 225H22V226H20ZM46 226V224H43V226ZM55 225V226H56ZM62 225V224H61ZM60 225V226H61ZM65 225V224H64ZM68 225V224H67ZM74 225H76L75 223H74ZM73 225V226H74ZM80 225V224H79ZM85 224H82L81 226H84ZM95 225L96 224H94V227H95ZM118 225V224H117ZM177 225V224H176ZM188 225H191V224H188ZM203 225H205L204 223H203ZM228 225V224H227ZM242 225V224H241ZM258 225V224H257ZM263 225V224H262ZM37 226H39L38 228H37ZM43 226H41L42 228H45V227H43ZM51 226V225H50ZM50 226L48 227V228H50ZM59 226V227H60ZM78 226V225H77ZM91 226H93V225H91ZM114 226V225H113ZM167 226H168V224H167ZM182 226V225H181ZM210 226V225H209ZM229 226V225H228ZM249 226V225H248ZM251 226V225H250ZM58 227V228H59ZM62 228L64 227V226H61ZM61 227H60V229H61ZM68 227V226H67ZM66 227V228H67ZM80 227V226H79ZM78 227V228H79ZM85 227V228H84ZM83 227V229H87L88 228V226L86 227V225ZM172 227V226H171ZM218 227H220V226H218ZM255 227V226H254ZM257 227V226H256ZM42 228H40V230L42 229ZM56 228V227H55ZM57 228V229H58ZM73 228V227H72ZM185 228H187V227H185ZM202 228H204V227H202ZM207 228H211V227H208L207 226ZM213 228V227H212ZM241 228V227H240ZM257 228H259L260 229V226L259 227H257ZM47 229V228H46ZM53 229H54V227H53ZM52 228H51V230H53ZM64 229V228H63ZM70 229V228H69ZM77 229V228H76ZM90 229V228H89ZM92 230H93V228H91ZM95 229V228H94ZM180 230H182L181 228H179ZM178 229V230H179ZM184 229V228H183ZM190 229V228H189ZM193 229V228H192ZM195 229V228H194ZM217 229H219V228H217L216 227V230ZM227 229V228H226ZM230 229V228H229ZM228 229V230H229ZM231 229H233V227L231 228ZM236 229V228H235ZM235 229H234V231H235ZM255 229V228H254ZM263 229V228H262ZM44 230V229H43ZM56 230V229H55ZM66 230H68V229H66ZM71 230V229H70ZM74 230V229H73ZM91 230V231H92ZM111 230V229H110ZM166 230V229H165ZM196 231H197V229H195ZM195 230H194V232H195ZM222 230H224V229H222ZM221 230V231H222ZM244 230V229H243ZM249 230V229H248ZM250 230H252V229H250ZM261 230V229H260ZM61 231V230H60ZM59 231V232H60ZM79 231H81V230H78V232H76V230H75V232L76 233H79ZM83 231H86V230H83ZM95 231V230H94ZM119 231H118V233H119ZM167 231V230H166ZM165 231V232H166ZM169 231H171V230H169ZM183 231V230H182ZM199 231V230H198ZM201 231H203V230H201ZM205 231V230H204ZM233 231V232H234ZM240 231V230H239ZM254 231V230H253ZM47 232H48V229H47ZM63 232H65V231H63ZM67 232H71V231H67ZM87 232V234H88V232H90V231H86ZM117 232V231H116ZM147 232V233H146ZM168 232V231H167ZM214 232V231H213ZM217 232V231H216ZM216 232H215V234H216ZM225 232V231H224ZM238 232V231H237ZM246 232V231H245ZM252 232V231H251ZM261 232H262V230H261ZM264 232V231H263ZM262 232V233H263ZM43 233V234H42ZM49 233H51V232H49ZM54 233V232H53ZM61 233V232H60ZM84 233V232H83ZM82 233V234H83ZM112 233V232H111ZM115 233V232H114ZM175 233V232H174ZM183 233V232H182ZM187 233V232H186ZM190 233H191V231H190ZM189 233V234H190ZM220 233V232H219ZM222 233V232H221ZM220 233V235H222ZM239 233V232H238ZM241 233V232H240ZM242 233H243V231H242ZM247 233H249V232H247ZM246 233V234H247ZM260 233V232H259ZM1 234H3V233H1ZM17 235H18V233H16ZM52 234V233H51ZM55 234H58V233H55ZM62 234H64V233H62ZM65 234H67V233H65ZM81 234V233H80ZM85 234V233H84ZM119 234V236H121ZM172 234V233H171ZM171 234H169V235H171ZM188 234V233H187ZM193 234V233H192ZM201 235H203L202 233H200ZM252 234H254V233H252ZM264 234V233H263ZM262 234V235H263ZM31 235H34V236H31ZM44 235V236H43ZM96 235V234H95ZM94 235V236H95ZM144 235H146V236H144ZM163 235V234H162ZM167 235V234H166ZM182 235V234H181ZM184 235H185V233H184ZM184 235H183V239H184ZM197 235V234H196ZM200 235V236H201ZM242 235V234H241ZM249 236H250V234H248ZM256 235V234H255ZM15 236V235H14ZM51 236H54L53 238H55L56 237V235H51ZM59 236H60V234H59ZM65 236V235H64ZM67 236H69V235H67ZM73 236V235H72ZM111 236V235H110ZM123 236V235H122ZM153 236V237H152ZM176 236V235H175ZM226 236V235H225ZM234 236H235V234H234ZM252 236H254V235H252ZM260 236V235H259ZM264 236V235H263ZM61 237H62V235H61ZM77 237V236H76ZM80 238H81V236H79ZM90 237V236H89ZM99 237V238H98ZM118 237V236H117ZM157 237V236H156ZM164 237V236H163ZM187 237V236H186ZM207 237V236H206ZM211 237V236H210ZM231 237V236H230ZM246 237V236H245ZM262 237V236H261ZM2 238V237H1ZM9 238H10V236H9ZM67 238V237H66ZM69 238H71V237H68V239L67 240H69ZM75 238V237H74ZM91 238V237H90ZM89 238V239H90ZM109 238V239H108ZM115 238V237H114ZM119 238V237H118ZM167 238V237H166ZM209 238V237H208ZM219 238V237H218ZM222 238V237H221ZM240 238V237H239ZM243 238V237H242ZM241 238V239H242ZM251 238V237H250ZM249 238V239H250ZM258 238V237H257ZM15 239H17L16 237H15ZM15 239H13V240H15ZM52 239V238H51ZM57 239V238H56ZM61 239V238H60ZM93 239L94 238H92V240L91 241H93ZM120 239V238H119ZM156 239V238H155ZM171 239H172V237H171ZM188 239V238H187ZM193 239V238H192ZM195 239V238H194ZM202 239V238H201ZM255 239V238H254ZM264 239V238H263ZM7 240V239H6ZM21 240H23L22 238H21ZM78 240H81V239H78ZM116 240V239H115ZM118 240V239H117ZM116 240V241H117ZM149 240H151V239H149ZM148 240V241H149ZM167 240V239H166ZM198 240V239H197ZM208 240V239H207ZM221 240V239H220ZM224 240V239H223ZM258 240H259V238H258ZM10 241H12L11 239H10ZM9 241V242H10ZM57 241H58V239H57ZM60 241V240H59ZM71 241V240H70ZM72 241H74V240H72ZM91 241H90V244H91ZM158 241V240H157ZM179 241V240H178ZM177 241V242H178ZM181 241V240H180ZM203 241V240H202ZM211 241V240H210ZM229 241V240H228ZM238 241V240H237ZM247 241V240H246ZM251 241V240H250ZM262 241V240H261ZM1 242V241H0ZM3 242V241H2ZM9 242H8V244H9ZM65 242V241H64ZM79 242V241H78ZM81 242V241H80ZM111 242V241H110ZM172 242V241H171ZM218 242V241H217ZM221 242V241H220ZM239 242V241H238ZM249 242V241H248ZM4 243V242H3ZM2 243V244H3ZM7 243V242H6ZM82 243V242H81ZM87 243V242H86ZM89 243V242H88ZM116 243H117V247H116ZM149 243H151V242H149ZM149 243H147V244H149ZM156 243V242H155ZM179 243H181V242H179ZM197 243V242H196ZM222 243V242H221ZM240 243V242H239ZM242 243H244V242H242ZM250 243V242H249ZM258 243V242H257ZM260 243V242H259ZM1 243H0V252H2V250L3 249H5L6 247L5 246H7L8 247V244L7 245H2ZM158 244H159V242H158ZM165 244H166V242H165ZM169 244H171V243H169ZM191 243H188V245H190ZM201 243H197V245L199 246ZM234 244V243H233ZM238 244V243H237ZM236 244V245H237ZM261 244H262V242H261ZM18 245V244H17ZM16 245V247H18ZM62 245V246H61ZM70 245V244H69ZM68 245V246H69ZM100 245V244H99ZM103 245V244H102ZM105 245V244H104ZM103 245V246H104ZM152 245V244H151ZM157 245V244H156ZM168 245V244H167ZM172 245H174V244H172ZM184 245V244H183ZM202 245H203V243H202ZM201 245V246H202ZM217 245V244H216ZM221 245V244H220ZM230 245V244H229ZM252 245V244H251ZM260 245V244H259ZM263 245H264V243H263ZM74 246V245H73ZM113 246H115V247H113ZM149 246V245H148ZM166 246V245H165ZM164 246V247H165ZM169 246V245H168ZM178 246V245H177ZM181 246V245H180ZM187 246V245H186ZM225 246H226V244H225ZM240 246H243V244L242 245H240ZM245 247H246V245H244ZM258 246V245H257ZM14 247V246H13ZM12 247V248H13ZM64 247V246H63ZM70 247H71V245H70ZM109 247H107V248H109ZM150 247H152V246H150ZM172 247V246H171ZM188 247V246H187ZM187 247H186V249H187ZM228 247V246H227ZM232 247V246H231ZM238 247V246H237ZM251 247H253V246H251ZM10 248V247H9ZM12 248H10L11 250H12ZM19 248V247H18ZM21 248V247H20ZM72 248V247H71ZM142 248H145V247H142ZM146 248H147V245H146ZM178 248V247H177ZM241 248V247H240ZM247 248V247H246ZM250 248V247H249ZM255 248V247H254ZM14 249V248H13ZM16 249V248H15ZM99 249V250H98ZM105 249V248H104ZM104 249H101V251H100V254H101V252H102V250H104ZM156 249V248H155ZM161 249V248H160ZM165 249V248H164ZM168 249V248H167ZM173 249V248H172ZM171 249V250H172ZM184 249V248H183ZM199 249V248H198ZM208 249V248H207ZM218 249H220V247L218 248ZM225 249V248H224ZM229 249V248H228ZM256 249H260V248H256ZM255 249V250H256ZM6 250V249H5ZM66 250V249H65ZM134 250H135V247H134ZM158 250V249H157ZM179 250V249H178ZM196 250H197V248H196ZM209 250V249H208ZM211 250H213V248L211 249ZM227 250V249H226ZM239 251H240V249H238ZM244 250V249H243ZM242 250V251H243ZM255 250H254V252H255ZM261 250H263V249H261ZM8 252H10L9 250H7ZM14 251V250H13ZM66 251H68V250H66ZM108 251V250H107ZM147 251H149V250H147ZM146 251V252H147ZM182 251H184V250H182ZM186 251H188V250H186ZM198 251V250H197ZM222 251H223V249H222ZM225 251V250H224ZM253 251V250H252ZM258 251H260V250H258ZM7 252V253H8ZM12 252V251H11ZM15 252H16V250H15ZM14 252V253H15ZM62 252V251H61ZM60 252V253H61ZM126 252V251H125ZM136 252V251H135ZM145 252V251H144ZM149 252H151V251H149ZM161 252V251H160ZM163 252V251H162ZM168 252V251H167ZM170 252V251H169ZM176 252V251H175ZM178 252V251H177ZM214 252V251H213ZM227 252H228V250H227ZM230 252V251H229ZM249 252V251H248ZM14 253L13 254H11V253H8V254H11V257H8V258H11V260H12V255H14ZM64 253V252H63ZM62 253V254H63ZM131 253V252H130ZM133 253V252H132ZM153 253V252H152ZM166 253V252H165ZM184 253V252H183ZM218 253V252H217ZM261 253V252H260ZM263 253V252H262ZM261 253V254H262ZM61 254V255H62ZM65 254V253H64ZM67 254V253H66ZM105 254V253H104ZM107 254V253H106ZM126 254V253H125ZM214 254V253H213ZM221 254V253H220ZM250 254V253H249ZM254 254V253H253ZM3 255V254H2ZM16 255V254H15ZM19 255V254H18ZM112 255V254H111ZM117 255V254H116ZM162 255H165L164 253L162 254ZM161 255V256H162ZM237 255H239L238 253H237ZM236 255V256H237ZM255 255H256V253H255ZM260 255V254H259ZM17 256V255H16ZM166 256H167V254H166ZM174 256H175V254H174ZM224 256V255H223ZM226 256H228L227 254H226ZM250 256V255H249ZM251 256H253V255H251ZM256 256H258V255H256ZM264 256V255H263ZM4 257H6L7 258V256H6V254H5V256ZM3 257V258H4ZM26 257H24V259H26ZM116 256H114V258H115ZM123 257V256H122ZM125 257H126V255H125ZM140 257V256H139ZM164 257V256H163ZM169 257V256H168ZM212 257V256H211ZM217 257V256H216ZM225 257V256H224ZM20 258V257H19ZM101 258H103V257H101ZM108 258H109V256H108ZM107 258V259H108ZM117 258V257H116ZM158 257L157 256H152V255H146V256H144L139 262H132V259H130V257H129V259L126 261V263L125 264H157V262H158V259H157ZM164 258H166V257H164ZM170 258H172V257H170ZM210 258V257H209ZM240 258V257H239ZM261 258V257H260ZM13 259H17V258H13ZM63 259H64V256H63ZM118 259V258H117ZM137 259V258H136ZM167 259H169V258H167ZM173 259V258H172ZM171 259V260H172ZM204 259V258H203ZM240 259H243V258H240ZM251 259V258H250ZM258 259V258H257ZM262 259V258H261ZM22 260V259H21ZM26 260H28V259H26ZM33 260H35V259H33ZM60 260V259H59ZM98 260V259H97ZM104 260V259H103ZM110 260V259H109ZM112 260H114V259H112ZM163 260V259H162ZM211 260V259H210ZM216 260V259H215ZM223 260V259H222ZM229 260V259H228ZM263 260V259H262ZM2 261H4V260H2ZM8 261V260H7ZM7 261H5V262H7ZM17 261V260H16ZM19 262H21L20 260H18ZM17 261V262H18ZM25 260H23V262H24ZM32 261V260H31ZM100 261V260H99ZM116 261V260H115ZM118 261V260H117ZM116 261V262H117ZM120 261V260H119ZM164 261V260H163ZM169 261V260H168ZM245 261V260H244ZM246 261H248V260H246ZM258 261H259V259H258ZM10 262V261H9ZM63 262V261H62ZM97 262V261H96ZM101 262V261H100ZM111 262V261H110ZM228 262V261H227ZM242 262V261H241ZM8 263V262H7ZM6 263V264H7ZM10 263H12V262H10ZM13 263H15V261H13ZM28 263V262H27ZM46 263V262H45ZM65 263V262H64ZM103 263H105V262H103ZM161 263V262H160ZM169 263V262H168ZM178 263V262H177ZM210 263V262H209ZM239 263H240V261H239ZM238 263V264H239ZM253 263V262H252ZM255 263V262H254ZM0 264H1V262H0ZM20 264V263H19ZM21 264H23V263H21ZM100 264V263H99ZM159 264V263H158ZM172 264H175V262L174 263H172ZM214 264V263H213ZM250 264V263H249ZM261 264V263H260Z\"/></svg>",
	"mask_w": 264,
	"mask_h": 264
},
{
	"label": "water",
	"instance_id": "3",
	"mask_svg": "<svg viewBox=\"0 0 264 264\" xmlns=\"http://www.w3.org/2000/svg\"><path fill=\"white\" fill-rule=\"evenodd\" d=\"M1 7V6H0ZM2 9H4V10H7L8 8H2ZM15 25H17V26H22V23H20V24H18V23H15Z\"/></svg>",
	"mask_w": 264,
	"mask_h": 264
}]
</instances>
